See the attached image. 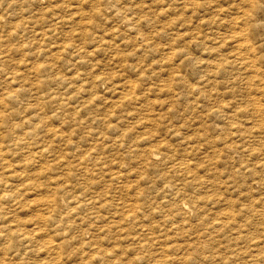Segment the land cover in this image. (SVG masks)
<instances>
[{"label": "rangeland", "instance_id": "374dc122", "mask_svg": "<svg viewBox=\"0 0 264 264\" xmlns=\"http://www.w3.org/2000/svg\"><path fill=\"white\" fill-rule=\"evenodd\" d=\"M21 1H22V4H21ZM21 1L19 2L18 0H14V1L11 0V2H10V0H4V1L0 0V13L3 14L2 16H0V20H1L0 21V27L2 28V29L0 28V44L3 43L0 45V47L3 48V46H4L3 49L0 48L1 49L0 50V58L3 57V59H0V83L2 82V84L4 83V85L7 83L5 86L0 84V92H3V93H0V100L3 99L1 104H0V106H1L0 107V114H2L0 119L4 115L6 116L8 113H5V112H8V110L12 107L11 111L9 110L11 113L7 115L8 118L4 117L7 119V120L5 119L6 122L4 123V125L1 123V122H3L2 121L3 119L0 120V124H1L0 125V142H2V143H0V145H1L0 148L3 150V148L5 147L4 148L5 151L4 150L2 151L0 149V158H3V159H0L1 160L0 166L2 164L1 167L3 168V170H2L0 167V172L2 171V173H3V174L0 173L3 175V177H2V175L0 176V180L6 179L4 182L2 180L0 181V185H2V186H0V188L3 187L0 189V190H2V193H3L1 195V191H0V196L2 197V200L0 197V206H1V204L2 205L5 204V208H4V205L0 207L1 210L3 209L2 211L0 210V223H1L0 227H2L0 229L1 230L0 231V238H1L0 240L1 241L3 240L2 242L0 241L1 242V244H0V247H1L0 248V250H1L0 256L2 255L0 257V260H1L0 264H2V263L3 264H9V263L13 264L14 262H16L18 260L19 261L16 262L15 264H20L21 263L20 260L21 261L24 260V261H22V264H28L27 263L28 260H30L29 264H52V262H53V264H55L54 262H56V264H62V263L63 264H78V263L79 264H82V263L83 264H85V263L86 264H103L105 261H107V262H105L104 264H108V263L109 264H117V263L120 264L121 262H122V264H124V262L128 263L130 261H131L130 264H142V263L143 264L144 263L155 264L156 263L155 259L160 258L162 256H165V258L170 257V259H171L170 264H176V261L178 264H180V261H183V260H184V262H183L184 264H198V263L199 264H214V263L215 264H218V263L219 264H239V262H240V264H241V262H242V264L244 262H245L244 264H247V262H248V264H264V246H263L264 245V183H263L264 182V180H263L264 179L263 178L264 177V160H263V158H264V151H263L264 150V139H263L264 138V136H263L264 135V129H263L264 128V111H262V110H264V98H263L264 97V95H263V93H264V84H263L264 83V39H262V38H264V23H263L264 22V6L262 7V5H264V0H261V1L260 0L259 1L258 0H256V1H254V0H245V1H243V0H232V1L231 0H211V1L205 0V2H204V0H199V1L198 0H191V1H189V0H181V1L180 0H155V1L154 0H120V1L119 0H97V1L94 0L93 1L92 0L93 3L91 2V0H88V1L87 0H85V1L84 0L83 1L82 0H39L40 1L39 3H37L38 0H34L35 2L33 0H28V1L27 0H21ZM29 1L30 2L32 1V2L30 3ZM118 1L121 4H118L119 3ZM123 1L125 2V4ZM143 1L144 2L146 1L147 4H143L144 3ZM149 1H151L152 4H150L151 2H149ZM214 1H216V3ZM234 1L235 2L237 1V3H235ZM7 2L10 4V7H9V4L7 5ZM14 2L17 4H14ZM76 2H77V4H76ZM116 2H118L117 3L118 6H117V4H115ZM140 2H142L143 5ZM242 2H244V5ZM261 2H263V3H261ZM46 3H48V4H46ZM137 3H140L141 7L143 6V8L139 7L140 5ZM148 3L151 6L152 5H154V6L151 7ZM161 3H162V5H161ZM195 3H197L198 5L197 4L195 5ZM205 3H206V5L204 6ZM251 3L253 4V7H252ZM11 4H12V6H11ZM45 4L48 6V8L50 7V5H52V7H50L52 9H50V8L49 9L51 10V12L53 14L50 12L49 9L46 8ZM69 4L70 5L74 4L75 8H72L74 6L73 5L69 6ZM132 4H133V6H132ZM234 4H237V6L236 5L234 6ZM238 4H239V7H238ZM92 5H94V6H92ZM119 5H121V6H119ZM128 5H130V6H128ZM137 5H139V6L137 7ZM165 5H167V7ZM177 5H179V6H177ZM181 5H183V6H181ZM190 5H191V8H189ZM259 5H260V7H259ZM2 6H3V8H5V9L7 8V9L2 10ZM95 6H96V8H95ZM123 6H125V8ZM161 6L165 7L166 9L162 8ZM196 6H198V7H196ZM229 6H231L230 7V10H232L231 12L229 10ZM19 7H20V9H19ZM34 7L36 8V10ZM113 7H115V8H113ZM116 7H118V9ZM119 7L120 8L122 7L123 9L122 8L120 9ZM173 7L176 9H174ZM183 7H185V8H183ZM21 8H24V9H21ZM128 8H130V9H128ZM192 8H194V9H192ZM213 8H215V9H213ZM237 8L241 11H238ZM38 9H39L40 13H42V11L43 12L45 10L46 11H45V13H42L43 15L41 14V16H40V15H38V14H40ZM72 9H74L75 16H79L78 19H80V18L81 19L84 18V19H82V20L80 19L78 21V19L74 16ZM88 9H89V11H88ZM131 9H133V10H131ZM182 9H183V11H182ZM204 9H207L206 12H204L205 11ZM212 9L214 12L217 10L215 12V14L213 11H211ZM218 9H219V11H218ZM221 9H223V10H221ZM227 9L231 13L232 18L230 16V13L227 11ZM250 9L252 10V12ZM262 9H263V11H262ZM122 10H125V11H122ZM150 10H152V11H150ZM208 10H210L213 14ZM80 11H81V15H80ZM245 11L248 12V14L247 13L245 14ZM26 12H28V13H26ZM69 12H71V14ZM76 12H79V14ZM93 12H95V13H93ZM117 12H119L120 14ZM122 12H124V13H122ZM154 12H156V13H154ZM166 12H168L169 14L168 13L166 14ZM221 12H223V13L221 14ZM133 13L135 16L133 15ZM184 13L186 15L193 16L192 17L193 19L191 18V16L190 17L186 16ZM206 13L208 15H206ZM239 13H240V15H239ZM125 14L127 15V17L125 16ZM154 14L155 15L158 14V16L154 17ZM183 14L186 17H188L189 20H186L187 18ZM223 14H226V15H223ZM233 14L235 16H233ZM241 14H243V15H241ZM250 14H252V15H250ZM33 15H35L36 19L38 18L37 20H40V19L41 20L37 21ZM56 15L57 16L59 15L58 18ZM60 15H61V17H60ZM139 15H141V16H139ZM151 15H152V17H151ZM168 15H171V16H168ZM173 15H175L174 16L175 18L172 17ZM177 15H179V16H177ZM227 15H228V17H227ZM255 15H256V17H255ZM18 16L20 17L19 18L20 21H18ZM43 16H45V17H43ZM49 16H50V18H49ZM138 16H139V18H137ZM162 16H164V17L166 16V19ZM202 16L204 17L203 18L204 20L202 19ZM237 16H238V18H237ZM250 16H251V18H248ZM64 17L66 20L64 19ZM123 17H124V19H123ZM142 17L143 18L146 17V18L143 19ZM148 17H149V20H148ZM59 18H61V19H59ZM69 18H71V19H69ZM183 18L185 20H182ZM205 18L207 19V21L205 20ZM229 18L231 20L230 24H229V21H230ZM253 18H255V19H253ZM256 18H257V20H256ZM160 19H163V20H160ZM198 19L201 20V23H202L201 27H198L201 24L200 20L198 23ZM217 19H218V21H217ZM223 19H226L227 21L223 20ZM12 20H13V22H10ZM25 20H27L26 24H25ZM32 20H34V22ZM139 20H140V22H139ZM164 20H166V21H164ZM181 20H182V23H181ZM210 20L212 21V23L210 22ZM258 20H259V23H257ZM31 21L33 23H31ZM36 21H37V23H36ZM48 21L50 24L48 23ZM158 21L162 24H160ZM183 21H185V22L190 21V25H189V23L187 24ZM242 21H244L246 23L242 24ZM40 22H41V24H40L41 26L39 25ZM66 22H68V23H66ZM177 22H179V23H177ZM235 22L237 24H235ZM254 22H256V23H254ZM11 23H14V24L11 25ZM17 23H19V24H17ZM51 23H53V24H51ZM54 23H57L56 24L57 27L54 25ZM129 23H130V25H132L131 27H130ZM138 23L140 25H138ZM193 23H194V25H192ZM250 23H251V26H250ZM71 24H72V26H70ZM84 24L86 25V27H88V26L89 27L84 29L85 28ZM127 24L129 26L126 27ZM165 24H166V26H165ZM167 24H170V25H167ZM48 25H51L50 27L52 29H50ZM186 25H188V26H186ZM228 25L229 26L231 25V27L233 26L232 27L233 29L231 30L232 32L229 30L230 28L228 27ZM238 25H240V26H238ZM246 25L249 26V30H247L248 28ZM35 26H36V28H34ZM60 26H63V27H60ZM73 26H75L74 28L78 31V33H76L77 31L73 28ZM138 26H140V27H138ZM236 26H238L237 27L238 30H236L237 29V28H235ZM252 26H255V27H252ZM18 27L20 29L21 28L22 29L20 30ZM67 27L70 29L69 30L66 29ZM156 27H157V30H156ZM187 27L189 29H187ZM250 27H252V29ZM25 28L27 29V31H25L26 30ZM198 28H201V29H198ZM224 28L226 29V31ZM7 29H10V30H7ZM11 29L13 31H11ZM182 29H184V31L187 29L186 33L188 31L189 32L186 34L185 32H183ZM29 30H30V33H29L30 35L28 34ZM46 30H48V31H46ZM67 30H68V32H67ZM88 30H89V32H91V31H93V32H91L90 35H88L89 34ZM136 30H138V31H136ZM239 30L242 32V34H241V32H237ZM56 31H57V33H56ZM159 31H161V32H159ZM200 31H201V33H200ZM224 31L226 33L227 32L228 33L226 34ZM247 31H249V35H248ZM11 32L14 33L15 35L12 34ZM15 32H17V33H15ZM23 32H25L27 34H25ZM49 32H51V33H49ZM79 32L80 33L82 32L83 34L81 33V35L79 36ZM156 32L157 33L159 32V34H156ZM195 32H199V33H196L199 35H195ZM223 32H224V34H223ZM235 32H237V34ZM253 32H254V34H253ZM3 33L4 34L6 33L5 35L7 37H5V35ZM37 33H38V35H37ZM97 33L100 35L98 36ZM143 33L146 35H143ZM73 34H75V35H73ZM133 34H135V35H133ZM141 34L143 35V37L146 36V38L149 36H151V37H149L145 41V38L143 39ZM189 34H191V35H189ZM32 35L33 36L35 35L34 39L32 38L33 37ZM115 35H117V36H115ZM250 35L251 36L254 35L252 37V39L250 38L251 37ZM14 36H15V38H14ZM22 36H24V37H22ZM41 36H42V38H41ZM50 36H52V37H50ZM127 36H129L131 38H129ZM237 36H239V37H237ZM11 37H12V39H11ZM16 37H18L19 40H17L18 38L16 39ZM20 37H22V38H20ZM26 37L28 40L26 39ZM84 37H87V38L84 39ZM132 37H133V41H132ZM203 37H204V40H202ZM241 37H242V39H241ZM5 38L6 39L9 38L7 40V42H9V41L10 42L5 44V41H6ZM127 38H128V40H127ZM219 38H221V39H219ZM223 38H225V39L223 40ZM39 39H40V42H39ZM136 39H137V41H136ZM194 39H195V41H194ZM2 40H5V41H2ZM29 40H31V41H29ZM34 40H35V42H34ZM109 40H110V42H109ZM112 40H114V41H112ZM187 40H188V42L190 40H192V41H190L188 43ZM199 40H200V42H199ZM225 40H226V42H225ZM18 41H19V45H18ZM25 41H27V42H25ZM36 41H38V42H36ZM100 41H102L101 45H103V46L105 45L106 47H103V46L101 47ZM144 41L147 43H145ZM201 41L204 42V44ZM53 42H54V44H53ZM142 42H144V43H142ZM197 42H199L201 44H197ZM242 42L244 44H247V45L242 44ZM11 43L13 46L10 45ZM29 43H30V45H29ZM65 43L66 44L68 43V44L66 45ZM185 43H187V44L185 45ZM25 44H28L29 46H25ZM33 44L34 45L38 44L36 46H39L38 47L39 50ZM73 44H75V45H73ZM84 44L86 46H84ZM111 44H112V46H111ZM157 44H159V45H157ZM172 44H174V46ZM228 44H229V46H228ZM232 44H233V46H232ZM114 45L117 46L115 48L117 52L114 51L115 50L114 48L112 51L111 47H114ZM136 45L138 48L136 47ZM141 45H143V46H141ZM153 45L155 47H153ZM230 45L232 46V48ZM6 46H10V49H9V47L7 48ZM14 46L16 47L15 49H14ZM20 46H23V47H20ZM50 46H51V48H50ZM79 46H80V49L77 48ZM98 46H99V50H98ZM251 46H252V48H250ZM34 47H36L37 50L34 49ZM52 47H54V49H57L58 51L54 50ZM46 48L49 50L47 51ZM64 48H65V50H64ZM73 48L75 49V51H77V52L79 51V55H77V52L75 53ZM109 48H111V49H109ZM131 48H132V50H131ZM135 48H137V49H135ZM145 48H147V49H145ZM174 48L177 50H175ZM6 49H8V50H6ZM71 49H73V50L71 51ZM138 49H140V50L142 49V50L140 51ZM157 49L161 52H159ZM241 49L245 50V51H242ZM82 50L85 52L82 53L81 52ZM118 50L120 51V53L118 52ZM128 50L130 52L132 51L133 56H132V53H130ZM149 50L150 51L153 50L155 53L153 51L150 52ZM190 50H192L193 53ZM239 50H240V52H239ZM30 51H32V52H30ZM41 51H42V53H40ZM50 51H52L53 53ZM3 52H5V53L1 54ZM29 52H30V54H28ZM57 52H58V54H57ZM73 52H74V54H73ZM156 52H157V54H156ZM231 52H232V54H231ZM235 52H239V54H235ZM245 52H247V53L245 54ZM16 53H17V55H16ZM23 53H24V55H23ZM49 53H51V54H49ZM114 53L115 54L118 53L121 56L116 54L117 55V57H116V55ZM163 53H164V55H163ZM174 54H175V56H174ZM33 55H35V56H33ZM48 55L49 56L53 55V57L50 56L51 60H50V57ZM124 55H125V57H124ZM142 55H145L144 58ZM234 55H235V57H234ZM250 55H252V56L250 57ZM4 56H5V58H4ZM28 56L30 59L28 58ZM32 56H33V58H32ZM129 56H131V57H129ZM139 56L141 58H139ZM242 56L244 57L243 59L245 61L242 59ZM246 56H248V57H246ZM25 57H27V59ZM45 57H47V58H45ZM133 57L135 58L134 59L135 61L133 60ZM166 57H168V58H166ZM254 57L255 58L257 57L259 60L258 59L256 60ZM6 58L9 60L7 61ZM43 58H45L46 60ZM52 58L54 60H52ZM198 58H200V61L198 60ZM236 58H238V59H236ZM245 58L248 59V62L250 60V63L252 64L251 66H250V63H248ZM13 59H15V60H13ZM20 59L21 60L24 59L23 60L24 63L19 62ZM119 59H122L121 62ZM123 59H124V63H122ZM136 59L138 61H136ZM140 59H141V61H139ZM142 59H143V62H142ZM195 59L198 60L199 63L197 61H195ZM235 59H236V61H235ZM30 60L31 61L35 60V61L30 62ZM44 60H45V62H43ZM117 60H118L119 64H118ZM159 60H161V61H159ZM165 60H167V61H165ZM251 60H253V61H251ZM169 61H172V62H169ZM192 61H193V63H192ZM46 62L47 63L49 62L50 65L47 64ZM131 62H133V63L136 62V63L133 64ZM138 62H139V64H138ZM141 62H142V64H141ZM120 63H121V66H120ZM160 63L162 64L161 65L162 67L160 66ZM166 63H170L171 65L168 66L169 64L167 65ZM234 63H236L237 67L235 66ZM255 63H257L256 64L257 69L255 66ZM125 64H127V65H125ZM154 64H155V66H154ZM2 65H3L4 69H2ZM130 65H132V66H130ZM172 65L174 67H172ZM31 66H34V68L32 67V69H31ZM133 66H134V69L132 68ZM164 66H165V68H164ZM248 66L250 69L248 68ZM35 67H36V69H35ZM38 67H42V69L41 68L39 69ZM168 67L170 69L173 68L175 71L174 70L169 71V69H166ZM244 67L246 70L248 69L247 70L248 72L245 71V69H243ZM258 67H259V70H258ZM37 68L39 69L40 74H39V72H37L38 71ZM238 68L241 70H238ZM126 69L128 70V72ZM130 69H132V70H130ZM141 69H143V71ZM144 69H145V71H144ZM164 69H165V71H164ZM31 70H33V73ZM111 70L114 72V74L116 76L111 72ZM166 70H168V71H166ZM176 70H178V71L176 72ZM249 70H253L255 73L253 71H249ZM14 71H15V73L16 72L17 73L15 74ZM19 71H21V72H19ZM116 71L118 72L117 74H116ZM123 71H125V74L127 77L123 74L124 73ZM139 71H141V72H139ZM157 71L161 75V78H160L159 74H156V73H158ZM130 72H132V73H130ZM179 72H181V73H179ZM205 72H206V74H205ZM8 73H10V74H8ZM29 73L33 74V75H29ZM36 73L39 75V77ZM78 73H79V75H78ZM169 73H171V74L169 75ZM173 73H175V74H173ZM197 73L199 75H196ZM238 73H239V75H238ZM244 73H246L245 75L249 78H247L245 75H243ZM249 73L253 77H251L249 75ZM133 74H134V77H133ZM137 74H139V75H137ZM240 74L242 75V80H241V78L238 79V77H241ZM212 75H214V76H212ZM236 75H238V76H236ZM32 76L35 79L34 78L30 79ZM54 76H55V78H53ZM110 76H112L111 79H110ZM121 76H123V77L125 76V77L123 78ZM136 76H137V79H136ZM138 76H140V77H138ZM155 76H157L159 78L157 79V77H155ZM186 76H187V78H186ZM200 76H201V78H200ZM207 76H208V78H207ZM36 77H38V78H36ZM118 77H119L120 81L118 80ZM166 77H168V78H166ZM14 78H16V79H14ZM112 78L115 81H113ZM134 78H135V80H133ZM197 78L199 81L197 80ZM214 78L216 79V82H215ZM257 78H259V79H257ZM1 79H3L6 82H4ZM12 79H14V80H12ZM55 79H57V80L54 81ZM121 79H122V81H121ZM160 79H161V81H160ZM165 79L166 80L168 79L167 82ZM184 79L188 84L185 83ZM188 79H189V81H188ZM213 79H214V82H212ZM260 79H261V81L262 80L263 81L261 82ZM23 80H25V81H23ZM77 80H79V81H77ZM111 80L113 83L111 82ZM129 80H130V82H129ZM171 80H172V83H171ZM8 81L9 82L11 81L10 82L11 85ZM22 81H23L24 85H23ZM32 81H33V83H32ZM94 81H95V83H94ZM116 81L118 83L114 84V82H116ZM133 81H136V82L138 81V83H136V82L134 83ZM150 81H152V82H150ZM197 81H198V83H197ZM34 82H36V84ZM42 82H44V83H42ZM87 82H89L88 83L89 85H86ZM92 82L94 84H91ZM242 82H243V84H242ZM258 82H261V83L258 84ZM82 83L85 84V87H84V84H82ZM196 83L198 84L197 87L199 89H201L200 87H202V90L199 91V89L196 87ZM255 83H257V85ZM40 84L41 85L43 84L44 86L43 85L41 86ZM124 84H126L127 88L125 87ZM133 84L136 85V87ZM170 84H172L173 86L172 85L170 86ZM176 84H178V86ZM201 84L204 86H202ZM249 84H250V86H249ZM20 85H22V86H20ZM27 85H30V86H27ZM110 85L113 87L114 90L113 89L111 90L112 87L110 88ZM115 85H116L117 91L115 89ZM147 85H148V87H147ZM159 85H160V88L158 87ZM161 85H163L164 87ZM168 85H169L170 89L167 88ZM2 86L4 88H1ZM24 86H26V87H24ZM89 86H91V88ZM256 86H258L260 88H258ZM6 87H7V89H6ZM12 87L14 88V90H12L13 89ZM18 87L24 88L26 90H23L21 88L19 89ZM141 87H143L142 88L143 90L141 89ZM157 87L160 90L159 89L156 90ZM208 87H210L211 91L209 89L208 90L205 89ZM10 88H11L10 91H12V93L8 92ZM42 88H44L43 91H42ZM47 88H49V89H47ZM120 88H121L122 92L124 91V93H126V95H125L126 97H120L119 98L117 96L119 94L118 90H120ZM132 88H133V90H132ZM214 88L216 89L215 91H214ZM255 88H256V90L258 88V90L256 91ZM2 89L7 90V92H5ZM31 89H32V91H31ZM34 89H35V91H33ZM38 89L40 92L38 91ZM80 89H82V91L84 93L82 91H80ZM86 89H89V90L91 89V90L89 91ZM190 89H192V91ZM16 90L19 92L16 93L17 92ZM27 90L29 91L28 94H27ZM50 90H51V92H50ZM94 90H95V92H93ZM108 91H109V93H108ZM113 91H115V92H113ZM131 91L133 94L131 93ZM146 91L147 92L150 91L149 94ZM174 91H175V93H174ZM13 92L16 94L13 95ZM22 92L24 95L23 97L21 94ZM81 92L83 93V95ZM199 92H200V94H197ZM201 92L203 94H201ZM254 92H256V93H254ZM9 93L11 94V97L9 96V98H8V97H6L7 96L6 94L10 95ZM43 93H45V94H43ZM127 93H128V95H127ZM167 93L168 94L171 93V95L169 96ZM207 93H210L209 95L210 96L212 95V96L209 97V95ZM2 94L5 96H2ZM50 94H51V96H50ZM98 94L99 95L101 94L102 97L101 96L98 97L97 96ZM31 95H33V96H31ZM55 95H56V97H55ZM89 95H91V96L89 97ZM105 95H106V98H104ZM129 95H130V97H129ZM173 95H175V96H173ZM17 96H19L20 98H18ZM27 96H29V97L27 98ZM34 96H36V97H34ZM76 96H78L79 100L77 99ZM92 96H93V98L91 100ZM94 96H95V98H94ZM196 96H198V97L196 98ZM249 96L253 100L251 98H249ZM30 97H32V98H30ZM42 97L44 98L45 101L43 100ZM47 97H49V98H47ZM115 97L118 100V101H116V103H115V100H116ZM146 97H148V98L146 99ZM193 97H194V99H193ZM75 98H76V100H75ZM101 98H104L105 101H104V99L102 100ZM107 98H109V99H107ZM257 98L259 100L260 99L261 100L259 101ZM8 99L9 100L12 99V103ZM13 99H15V100H13ZM18 99H21V100H18ZM22 99H24V101ZM52 99L53 100L57 99L55 101L56 104H55V102H52L53 101ZM65 99L67 100V103H66ZM84 99H86V100H84ZM119 99L120 100L122 99L121 100L122 102L119 101ZM5 100L6 101L8 100L7 103H5ZM34 100H36V101H34ZM110 100H111V102H110ZM145 100H146V104L144 102ZM147 100H148V102H147ZM222 100H223V103H222ZM49 101H51L50 102L51 104L49 103ZM251 101L252 102L254 101V102L252 103ZM257 101H259V102H257ZM8 102H10V103H8ZM24 102H25V104H24ZM82 102H83V104H82ZM86 102H88V103H86ZM30 103L33 106H31ZM48 103L50 104V106ZM250 103L252 105H249ZM6 104H7V106H6ZM11 104L16 105L17 108H16V106H14V107H13V105L11 106ZM45 104H46V106H45ZM68 104H69V106H68ZM94 104H96V106ZM227 104H228V106H227ZM52 105H54V106H52ZM97 105H99V106L97 107ZM219 105H221V106H219ZM3 106H5V107L3 108ZM37 106L39 107L38 109H40V110H37ZM109 106H111V107L109 108ZM142 106H143V108H142ZM205 106H207V107H205ZM215 106H216V108H215ZM31 107H33V108H31ZM61 107H62V109H60ZM94 107L95 108L97 107V109H95ZM132 107H134V108H132ZM211 107H214V108H211ZM209 108H210V110H209ZM17 109H18V111L16 112ZM27 109H28V111H27ZM52 109H54V111ZM65 109L70 113H68ZM76 109H77V111H76ZM12 110H14L15 113ZM29 110H30V112H29ZM55 110H56V112H55ZM59 110H61L62 113ZM211 110H213V111H211ZM25 111L27 113H30V114H27V116H26ZM93 111L95 113H93ZM100 111L104 112V114H102ZM105 111H106V113H105ZM126 111H127V113H126ZM259 111L262 113H260ZM2 112H4V113H2ZM18 112H19V115H18ZM21 112H24V113H21ZM252 112H254L255 114H253ZM12 113H13V115H12ZM20 113H21V115H20ZM33 113L36 114L39 118H40V116L42 118L38 119V117L36 115L33 116L34 115ZM59 113H60V115H59ZM256 113H258V114H256ZM93 114L95 117L93 116ZM106 114H107V116H106ZM252 114H253V116H251ZM15 115H16L17 119L14 117ZM87 115H88V117H87ZM101 115L104 118L105 117L106 118L104 119ZM144 115H145V117H144ZM22 116L24 117V120H26L27 122L23 120ZM31 116H33V117H31ZM113 116H115V117L113 118ZM118 116H119V118H118ZM21 117L23 120V124L25 126L22 124ZM76 117L78 118L77 120H75ZM84 117H85V119H84ZM107 118L111 119V121L108 120ZM9 119H11L12 121H10ZM43 119H45V120L47 119V121L45 122L46 125L44 124L45 120H43ZM59 119H60V121H59ZM63 119L64 120L66 119L68 122H66V120L64 121ZM78 120H79V122H78ZM85 120H87V121H85ZM104 120H106V121L108 120V121L104 122ZM227 120L229 121L228 122L229 124L227 123ZM251 120L254 122H252ZM71 121H73L74 123ZM82 121H84V122H82ZM231 121H233V122L230 123ZM260 121L263 125L260 124L261 126L259 127ZM14 122H16V123L14 124ZM62 122H65V124L67 123L68 125L67 124L64 125V123H62ZM256 122H258V124ZM7 123H8V125L10 124L11 127L8 126ZM20 123H21V125H20ZM49 123H51V124H49ZM71 123H73V125ZM79 123L83 124V126H86V127L79 125ZM16 124H18V126ZM31 124H33V126ZM62 124L64 127L62 126ZM76 124H78V125H76ZM100 124H102L101 126L103 128L100 126ZM52 125H53V127H52ZM144 125H146V128ZM254 126H255V128H254ZM3 127H4V129H3ZM33 127H34V129H33ZM35 127L38 128V130H36ZM104 127L107 129H105ZM243 127H245V128H243ZM11 128H12V130H11ZM22 128L25 131L26 130L27 131L30 130V131L29 132L26 131L27 132V134H26V132ZM249 128H251V129H249ZM256 128H257V130H256ZM20 129H22V130H20ZM45 129H47V130H45ZM50 129L53 132L55 131L54 134L57 132L58 133L54 135V134H52L53 132H50L51 131ZM69 130H71V132H68ZM114 130H116V131H114ZM10 131H12L13 133ZM22 131H24V133ZM36 131L38 132V134L39 133L40 134H42V133L46 134L48 132V135L47 134L44 136L38 135ZM63 131L65 134H63ZM72 131H74V132H72ZM232 131H234V132H232ZM18 132H20V133L22 132L21 135H20V133L18 134ZM60 133H62V134H60ZM72 133H74L73 136H72ZM9 134H10V136H9ZM24 134L27 136H25ZM31 134L34 137L31 136ZM68 134H69V136H68ZM230 134H232V135H230ZM7 135H8V137H7ZM22 135H24L23 138L21 137ZM60 135H62V137L63 136H65V137L62 138ZM70 135H71V137H70ZM41 136L45 137V140ZM46 136L48 137V140L46 139ZM49 136H51L50 140L52 142L49 140ZM54 136H55V138H53ZM56 136L58 137V139ZM191 136H193V137H191ZM198 136H199V138H198ZM4 137H6V138H4ZM188 137H189V139H188ZM230 137H231V139H230L231 141L229 140ZM18 138H19V140H18ZM35 138H38L37 142H36ZM64 138L67 140H65ZM7 139L8 140L11 139V141H12V139L14 140V142L13 141L11 142V145L13 144L12 145L13 147L10 145L8 146V144H10V140L8 141ZM25 139L28 140L27 143H32V144H27ZM39 139H41L42 143L44 142L43 144H45V145H43L42 143L40 144L41 140H39ZM192 139H193V141H192ZM197 139H198V141H197ZM250 139H251V141H249ZM20 140H22V141L24 140L25 142H23V143H25V144L20 143L19 142ZM64 140H65V142L66 141H68V142L65 143ZM111 140L112 141L114 140V141L112 142ZM185 140H187V141H185ZM224 141H226V143ZM232 141L234 143H232ZM15 142H18V144H20V149H18L19 145L16 144ZM34 142H36V143H34ZM38 142H39V144H38ZM196 142H198V143H196ZM6 143H7V145H6ZM33 143L36 145H33ZM58 143L60 146L57 145ZM5 145L7 147H9L10 149L6 148ZM46 145H48V147H46ZM36 146H40V147L36 148ZM44 146L47 149L52 147L55 149V151L52 148H50L51 150L49 149V151H47V149ZM58 146H59V148H58ZM235 146H236L237 150L235 149ZM23 147H26V149H27L26 153L28 152L27 153L28 156L26 155L25 148H23ZM28 147H29V149H28ZM254 147H256V148H254ZM30 148L33 150V153H32V151H31V153H29ZM33 148L35 150H37V153L34 152ZM40 148L41 149L43 148V150H41ZM6 149L9 151V154L6 152L7 151ZM16 149H18L19 152L18 151L17 152H11V151H16ZM157 149L160 150V153ZM250 150H252L251 153L253 156L251 155V153H249ZM258 150H262L263 152L258 151ZM52 151H54L53 154H50V153H52ZM21 152H22V154H21ZM48 152H50V153H48ZM259 152H261L262 154L261 153L259 154ZM14 153L17 156L14 155ZM19 153H20V155H19ZM212 153L213 154L215 153L217 156L213 155ZM9 155H13V156H15V158L13 156L11 157ZM37 155H38L39 159L37 158ZM39 155L41 157L43 156L42 158H44V159H42ZM225 155L229 156L230 158L225 156ZM52 157H54V158H52ZM12 158L15 160H13ZM34 158L35 159L37 158V160L35 161ZM45 158H46V160H45ZM47 158H48V160H47ZM55 158H57V159H55ZM9 160L10 161L12 160V161L10 162ZM256 160L257 161L261 160V161L260 162L259 161L254 162ZM32 161H34V162H32ZM242 162H245V165ZM31 163H34L35 165H33V164L31 165ZM42 163H45V164H42ZM189 163H190V165H189ZM204 163H205V165H204ZM4 164L6 165V167L7 166L9 167V165L10 166L13 165L14 169L12 167H9V170H10L9 171L8 167L6 168L5 166H3ZM253 164H254V168H253ZM45 165H47V166H45ZM196 165L198 168L196 167ZM16 166H18V167H16ZM39 166H41V167H39ZM199 166H200V168H199ZM202 166H203V168H202ZM4 167H5V169H4ZM23 167H25V168H23ZM36 167H37V170H36ZM247 167H250V169H246ZM196 168L199 170L198 172H197ZM20 169L22 171L24 169V171L21 172ZM31 169L33 171H30ZM38 169H45V170L47 169V170L46 171L42 170L43 171L42 172ZM151 169L152 170L154 169V170L151 171ZM203 169H205V170H203ZM12 170L14 172L16 170L17 171L14 174H12L13 173ZM155 170L157 172H154ZM18 171H19V173H18L19 177H17V175H15V174H17ZM251 171H252V173H251ZM255 171H256V173H255ZM20 172H21V174H20ZM33 172H35V174ZM41 172H42V174H41ZM241 173H242V175H240ZM11 174L14 176H12ZM193 174H195V175H193ZM228 174H230V176ZM233 174H235V175H233ZM248 174H250L251 177H250V175H249V177H247ZM162 175L164 178L162 177ZM203 175H205V176L203 177ZM207 175H209V176H207ZM232 175H233V177H232ZM262 175H263V177H262ZM24 176H25V178H24ZM216 176H217V178H216L217 181H214ZM10 177L12 180H10ZM199 177H200V179H199ZM238 177H240V178L238 179ZM15 178H17V179H15ZM18 178H20V179L23 178L21 180V182H23V183H20V181H19L20 179L18 180ZM29 178L31 180H29ZM153 178H154V180H153ZM251 178H252V181H249V180H251ZM157 179H159L161 183ZM240 179H241V181L243 180L244 182L243 181L240 182L239 181ZM26 180H27V182H25ZM199 180H200V183H198ZM234 180H235L236 184L238 182V185H236V184L234 185ZM230 181L233 183H230ZM219 182H221L222 184L220 183L221 184L220 185ZM246 182H247V185H246ZM249 182H251V183H249ZM2 183L6 184V186ZM28 183H30L31 185H29ZM248 183L251 185L248 186ZM23 184H25V185H23ZM150 184H152V185H150ZM230 184H233V185H230ZM239 184L242 186H240ZM8 185H10V186H8ZM14 185H16L17 187L16 186L14 187ZM20 185L21 186L23 185L25 187L20 188ZM7 186L9 187V190L5 189ZM245 186H246V189H244ZM10 187H11V189H10ZM239 187H240V189H239ZM13 189H15V190L13 191ZM20 189H22V190H20ZM155 190H157V191L155 192ZM10 191L13 195L11 193L9 195ZM20 191H22V192L20 193ZM23 191H24V193H23ZM142 197H144V198H142ZM31 199L33 201H36L37 204L32 202ZM3 200H5V202ZM40 200H41V202H39ZM51 201H53V202L51 203ZM183 201L186 204L183 203ZM2 202H4V203H2ZM9 202H10V204H9ZM12 202L13 203L15 202V204L11 205V204H13ZM19 202H21V203L19 204ZM46 202L49 203L48 205H50V206L52 205L51 206L52 208L48 207ZM73 202H75V203H73ZM6 204L8 205L7 207H6ZM16 204H17V206H16ZM18 204L19 205L24 204V206H19ZM33 204L35 205V207ZM77 204L79 205L78 207L76 206ZM188 204H190V205L188 206ZM73 205H75V206H73ZM87 205H88V207H87ZM31 207H34L33 210ZM75 207H77V208H75ZM130 208H132V209H130ZM190 208H192V209H190ZM4 209L6 211H4ZM7 209H10V210H7ZM18 209H20L21 211ZM225 209H227V210L225 212H223ZM13 210H15V211H13ZM37 210L38 211L40 210V211L38 212ZM71 210H72V212H71ZM127 210H129V211H127ZM10 211H12L13 213ZM3 212H4V214H3ZM5 212H6V214H5ZM44 212H45V215H44ZM221 212H223V213L221 214ZM256 212H257V215H256ZM14 213L15 214L17 213L16 216ZM230 213H231V216H230ZM253 213H255V214H253ZM258 213L263 214L262 217ZM39 214L43 215L44 217L42 216L43 217L42 218L41 215H39ZM215 214H217V216ZM219 214L221 215V217L219 216ZM1 215H2V217H1ZM9 215H10V217H8ZM34 215H36V216H34ZM228 216H229V218H228ZM232 216L234 218L236 217L235 218L236 221L234 220V218ZM17 217L21 218L23 222L21 221V219H19V221L16 222V220H18ZM35 217H37V218H35ZM11 218H13V220ZM109 218H110V220H109ZM205 218H206V220H205ZM227 218H228V221H227ZM231 218L234 221H231ZM41 220L42 221L45 220L44 223ZM8 221H10V222H8ZM12 221H14L15 223ZM32 221H33V223H32ZM3 222H5V223H3ZM36 222H39V223H36ZM217 222L219 223V225ZM34 223L36 225H34ZM223 223L226 224V226ZM3 224H6V225H3ZM39 224H40V226H39ZM100 224H101V226H100ZM170 224L174 225L175 228L170 229L169 228V226H171ZM215 224H217V225H215ZM12 225H13V227H12ZM22 225H24L23 227H25V228H23ZM16 226H18V227H16ZM150 226H151V228H150ZM192 226H194V227H192ZM15 227H16V229H15ZM36 227H38V228H36ZM211 227H213V228H211ZM12 228H14L15 231L18 228L19 231L18 230L17 231L21 234L17 233V231H16V233L13 232ZM203 228H205V229H203ZM10 229H11V231H10ZM24 229L26 232L28 229H29V231L25 234V232L22 231ZM177 229H178V231H177ZM212 229H214V230H212ZM34 230H35V234H33ZM126 230H127V232H126ZM4 231H6V232H4ZM211 231H212V233H211ZM92 232H94V233H92ZM150 232H152V233H150ZM13 233H14V236H13ZM143 233H145V234H143ZM147 233H148V235H147ZM213 233H214V235H213ZM18 234L20 235V237ZM36 234H37V236H36ZM2 235H4V237ZM73 235L75 236V238L73 237ZM165 235H166V237H165ZM203 235H204V237H202ZM205 235H208V236H205ZM11 236H13V238L15 237L14 241H13V238ZM16 236H18L19 242L17 241L18 238ZM34 236L37 237V239H35ZM99 236H100V239L98 238ZM139 236L142 238H140ZM27 237H28V239L30 238L31 240H28ZM46 237H47V240H46ZM50 237H52L53 239H51ZM76 237H78V238H76ZM124 237H125V239H124ZM7 238H9V239H7ZM23 238L25 240L26 239L27 240L22 241ZM92 238H93V240H91ZM96 238H98L99 242L96 241L97 240ZM146 238L148 240H146ZM172 238L173 239L175 238L178 241L177 240L174 241ZM204 238H206V240H204ZM101 239H102V241H101ZM134 239H136V240H134ZM137 239H138V241H137ZM142 239H143V241H142ZM212 239H213V243L211 242ZM15 240L19 243V246H17L18 243H16ZM117 240H119V241H117ZM209 240H211V241H209ZM8 241L9 242L11 241L12 243H9ZM36 241H40V242H38V244H37ZM85 241H87V243ZM215 241L219 242V243L217 242V244L219 246L215 243ZM13 242L15 243V245ZM44 242L45 243L48 242V243L45 244ZM57 242H59V244ZM63 242H65V244ZM133 242H135L136 245H138L137 246L138 248H136V245L134 246L135 243H133ZM169 242L170 243L175 242L174 245L176 246L177 249L172 248V249H168V250L164 251V248H165L164 246L166 245V243L170 244ZM196 242H199V243H196ZM200 242H202V243H200ZM221 242L223 245L221 244ZM2 243L4 244V247L2 246L3 245ZM6 243L8 245H5ZM20 243H24V245L20 244ZM56 243H57V246H56ZM100 243H102V246ZM140 243H142V244H140ZM152 243H153V245H152ZM28 244H29V248H28ZM79 244L80 245L83 244V245L80 246ZM90 244L93 247L90 246ZM96 244H98L100 246H98ZM201 244H204V245L201 246ZM20 245H22V246L27 245L26 248H28V249H26V248L22 249V247ZM42 245H43V247H42ZM132 245L134 246V250H132L133 249ZM206 245H209V247L207 246L208 248H206ZM212 245H214L213 248H210V247H212ZM5 246L10 247V248H7V251H6ZM89 246H90V248H88ZM129 246H131V247H129ZM215 246H217V247H215ZM224 246H225V248H224ZM19 247L23 251L20 250ZM31 247L33 248V250ZM49 247H50V249H49ZM60 247H62V251H61ZM81 247L83 250H81ZM104 247H105V250H104ZM120 247L123 251H121ZM123 247L126 249H124ZM200 247L202 250H199ZM3 248H4V251H3ZM39 248H42V249L40 251H38ZM87 248H88V251H86ZM92 248L94 251L92 250ZM156 248H158L159 250ZM10 249H13V250L11 251ZM17 249L19 250V253H17L18 252ZM30 249H31V251H30ZM45 249H47V251ZM73 249H75V250H73ZM89 249H91V250H89ZM181 249H182V251H181ZM186 249L187 250L189 249V251L187 252ZM196 249H198V250H196ZM203 249H205L204 252H203ZM25 250L27 252H24ZM28 250L30 252H28ZM34 250H35V252H33ZM70 250H71V252H70ZM178 250H180V251H178ZM184 250H185V253H183ZM246 250H247V252L245 254ZM261 250H262V252H261ZM9 251H11L10 252L11 254L9 253ZM13 251L14 252L16 251V252L14 253ZM55 251H57V252H55ZM68 251L70 253H68ZM82 251H84V252H82ZM111 251L112 252L115 251V252H113L114 254ZM134 251H135V253H134ZM157 251H158V253H157ZM215 251H218L219 253L217 252L218 253L217 254V253H215ZM7 252H8L9 256H7ZM23 252H24V255H23ZM47 252L48 253L51 252V253L48 254ZM75 252H76V254L77 253L78 254L75 255ZM90 252H91V254H90ZM101 252H103V253H101ZM256 252H261L263 256L262 255L260 256V254L257 255ZM28 253H31V254H28ZM58 253H59V255H58ZM115 253H116V255H115ZM153 253H155V254H153ZM202 253H204V254H202ZM209 253L215 254V256L213 255V257H212ZM220 253L222 254V256H220ZM235 253H236V255H235ZM14 254L16 257L19 256L20 258L19 257L16 258L15 256L10 257V255L12 256ZM16 254H18V255H16ZM52 254L54 255L55 258L57 257L58 259L52 258L53 257ZM100 254L102 257L99 256ZM140 254H142V255H140ZM158 254H159V256H157ZM165 254L168 257H166ZM190 254H192L194 256H192ZM45 255H47V256H45ZM170 255L171 256L181 255L183 258L180 257L181 259L180 258L176 259V257L173 258ZM23 256L24 257L27 256L28 258L27 257L24 258ZM58 256L62 257L63 259L59 258ZM89 256H91V258ZM95 256H96V258H95ZM104 256L105 257L107 256V257L105 258ZM126 256H128V257H126ZM65 257H66V259L68 258L67 259L68 263H67ZM88 257H89V259H88ZM98 257H100V258H98ZM141 257H143L142 260L140 259ZM145 257H148V258H146V260H145ZM193 257H194L195 261H194ZM222 257L224 259H222ZM3 258L4 259L7 258L6 261ZM8 258H9V260H8ZM22 258H24V259H22ZM92 258L95 259L96 262H94V260H92ZM131 258H133V260H131ZM152 258L154 261L152 260ZM12 259H14V261ZM25 259L27 260V262ZM61 259H62V261H61ZM100 259H102L103 261L105 260V261L103 262ZM117 259H120L121 262H120V260L118 261ZM143 259L145 260V262ZM197 259H199V260H197ZM229 259L231 260V262H229L230 261ZM64 260H65V262H63ZM73 260H75V261H73ZM81 260H82V262L80 263L79 261H81ZM98 260L100 263L98 262ZM147 260L150 263H148ZM9 261H11V262H9ZM60 261L62 263H60ZM70 261H72L73 263ZM234 261H235V263H234ZM127 263H125V264H127Z\"/></svg>", "mask_w": 264, "mask_h": 264}, {"label": "bare ground", "instance_id": "6f19581e", "mask_svg": "<svg viewBox=\"0 0 264 264\" xmlns=\"http://www.w3.org/2000/svg\"><path fill=\"white\" fill-rule=\"evenodd\" d=\"M3 1H4V0H3ZM13 1H14V0H13ZM18 1L20 2L21 0H18ZM27 1H28V0H27ZM33 1H34V0H33ZM82 1H83V0H82ZM84 1H85V0H84ZM87 1H88V0H87ZM93 1H94V0H93ZM96 1H97V0H96ZM119 1H120V0H119ZM119 1H118V2H119ZM154 1H155V0H154ZM180 1H181V0H180ZM189 1H191V0H189ZM198 1H199V0H198ZM198 1H197V2H198ZM208 1H209V0H208ZM208 1H207V2H208ZM210 1H211V0H210ZM231 1H232V0H231ZM243 1H245V0H243ZM254 1H256V0H254ZM258 1H259V0H258ZM258 1H257V2H258ZM260 1H261V0H260ZM8 2H9V1H8ZM8 2H7V5L9 4ZM10 2H11V0H10ZM29 2H30V1H29ZM31 2H32V1H31ZM31 2H30V3H31ZM34 2H35V1H34ZM39 2H40V1L38 0L37 3H39ZM91 2H92V0H91ZM118 2H116L115 4H117ZM123 2H124V1H123ZM133 2H134V1H133ZM143 2H144V1H143ZM149 2H151V1H149ZM159 2H160V1H159ZM172 2H173V1H172ZM177 2H178V1H177ZM184 2H185V1H184ZM187 2H188V1H187ZM202 2H203V1H202ZM204 2H205V0H204ZM204 2H203V3H204ZM214 2L216 3V1H214ZM218 2H219V1H218ZM234 2H235V1H234ZM238 2H239V1H238ZM24 3H25V2H24ZM37 3H36V4H37ZM92 3H93V2H92ZM140 3L142 4V2H140ZM140 3H137V4L140 5V6L137 5V7H138V6L141 7V4H140ZM157 3H158V2H157ZM167 3H168V2H167ZM188 3H189V2H188ZM191 3H192V2H191ZM221 3H222V2H221ZM230 3H231V2H230ZM235 3H237V1H236ZM239 3H240V2H239ZM242 3H243V5H244V2H242ZM242 3H241V4H242ZM258 3H259V2H258ZM261 3H263V2H261ZM14 4H17V3L14 2ZM14 4H13V5H14ZM21 4H22V1H21ZM46 4H48V3H46ZM46 4H45V5H46ZM76 4H77V2H76ZM76 4H75V5H76ZM81 4H82V3H81ZM118 4H121V3L119 2ZM118 4H117V6H118ZM124 4H125V2H124ZM143 4H147V2L145 1ZM143 4H142V5H143ZM148 4H149V3H148ZM150 4H152V2H151ZM150 4H149V5H150ZM181 4H182V3H181ZM189 4H190V3H189ZM196 4H197V3H195V5H196ZM201 4H202V3H201ZM207 4H208V3H207ZM210 4H211V3H210ZM231 4H232V3H231ZM247 4H248V3H247ZM251 4H252V3H251ZM19 5H20V4H19ZM27 5H28V4H27ZM30 5H31V4H30ZM40 5H41V4H40ZM72 5L74 6V4H72ZM72 5L69 4V6H72ZM130 5H131V4H130ZM130 5H128V6H130ZM159 5H160V4H159ZM161 5H162V3H161ZM187 5H188V4H187ZM192 5H193V4H192ZM197 5H198V4H197ZM202 5H203V4H202ZM205 5H206V3L204 4V6H205ZM208 5H209V4H208ZM213 5H214V4H213ZM226 5H227V4H226ZM229 5H230V4H229ZM235 5L237 6V4H234V6H235ZM11 6H12V4H11ZM32 6H33V5H32ZM36 6H37V5H36ZM89 6H90V5H89ZM92 6H94V5H92ZM119 6H121V5H119ZM132 6H133V4H132ZM132 6H131V7H132ZM135 6H136V5H135ZM150 6H151V5H150ZM150 6H149V7H150ZM152 6H154V5H152ZM152 6H151V7H152ZM165 6L167 7V5H165ZM177 6H179V5H177ZM181 6H183V5H181ZM185 6H186V5H185ZM217 6H218V5H217ZM224 6H225V5H224ZM224 6H223V7H224ZM245 6H246V5H245ZM245 6H244V7H245ZM263 6H264V5H262V7H263ZM9 7H10V4H9ZM14 7H15V6H14ZM20 7H21V6H20ZM20 7H19V9H20ZM29 7H30V6H29ZM44 7H45V6H44ZM50 7H52V5H50ZM50 7H49V8H50ZM123 7L125 8V6H123ZM161 7H162V8H165V7H163V6H161ZM171 7H172V6H171ZM196 7H198V6H196ZM209 7H210V6H209ZM209 7H208V8H209ZM213 7H214V6H213ZM218 7H219V6H218ZM230 7H231V6H229V10H230ZM238 7H239V4H238ZM252 7H253V4H252ZM259 7H260V5H259ZM17 8H18V7H17ZM17 8H16V9H17ZM32 8H33V7H32ZM32 8H31V9H32ZM34 8H35V7H34ZM40 8H41V7H40ZM40 8H39V9H40ZM46 8L49 9L47 5H46ZM46 8H45V9H46ZM70 8H71V7H70ZM72 8H75V6L72 7ZM79 8H80V7H79ZM92 8H93V7H92ZM95 8H96V6H95ZM113 8H115V7H113ZM116 8L118 9V7H116ZM119 8H120V7H119ZM121 8H122V7H121ZM121 8H120V9H121ZM132 8H133V7H132ZM135 8H136V7H135ZM141 8H143V6H142ZM173 8H174V7H173ZM183 8H185V7H183ZM189 8H191V5H190ZM204 8H205V7H204ZM210 8H211V7H210ZM220 8H221V7H220ZM247 8H248V7H247ZM249 8H250V7H249ZM4 9H5V8H3V6H2V10H4ZM6 9H7V8H6ZM6 9H5V10H6ZM21 9H24V8H21ZM26 9H27V8H26ZM39 9H38V11H39ZM42 9H43V8H42ZM45 9H44V10H45ZM50 9H52V8H50ZM50 9H49V10H50ZM81 9H82V8H81ZM89 9H90V8H89ZM89 9H88V11H89ZM93 9H94V8H93ZM122 9H123V8H122ZM128 9H130V8H128ZM136 9H137V8H136ZM146 9H147V8H146ZM151 9H152V8H151ZM158 9H159V8H158ZM165 9H166V8H165ZM174 9H176V8H174ZM192 9H194V8H192ZM195 9H196V8H195ZM213 9H215V8H213ZM213 9H212L211 11H213ZM216 9H217V8H216ZM224 9H225V8H224ZM237 9H238V8H237ZM256 9H257V8H256ZM35 10H36V8H35ZM86 10H87V9H86ZM131 10H133V9H131ZM140 10H141V9H140ZM143 10H144V9H143ZM148 10H149V9H148ZM204 10H205V11H204ZM204 10H203V11L206 12L207 9H204ZM221 10H223V9H221ZM229 10L227 9L228 12H229ZM250 10H251V9H250ZM260 10H261V9H260ZM45 11H46V10H45ZM45 11H44V12L42 11V13H45ZM72 11H73V13H74V9H72ZM72 11H71V12H72ZM78 11H79V10H78ZM115 11H116V10H115ZM118 11H119V10H118ZM122 11H125V10H122ZM136 11H137V10H136ZM150 11H152V10H150ZM165 11H166V10H165ZM182 11H183V9H182ZM194 11H195V10H194ZM196 11H197V10H196ZM208 11H210V10H208ZM211 11H210V12H211ZM216 11H217V10H216ZM216 11H215V12H216ZM218 11H219V9H218ZM231 11H232V10H230V12H231ZM236 11H237V10H236ZM238 11H241V10L238 9ZM262 11H263V9H262ZM34 12H35V11H34ZM34 12H33V13H34ZM36 12H37V11H36ZM50 12H51V10H50ZM71 12H69V13L71 14ZM83 12H84V11H83ZM85 12H86V11H85ZM90 12H91V11H90ZM99 12H100V11H99ZM131 12H132V11H131ZM141 12H142V11H141ZM145 12H146V11H145ZM159 12H160V11H159ZM168 12H169V11H168ZM168 12H166V14H167ZM178 12H179V11H178ZM180 12H181V11H180ZM191 12H192V11H191ZM191 12H190V13H191ZM213 12H214V11H213ZM215 12H214V14H215ZM230 12H229V13H230ZM242 12H243V11H242ZM251 12H252V10H251ZM251 12H250V13H251ZM257 12H258V11H257ZM257 12H256V13H257ZM5 13H6V12H5ZM26 13H28V12H26ZM37 13H38V12H37ZM39 13H40V11H39ZM42 13H40V14H38V15L41 16ZM46 13H47V12H46ZM48 13H49V12H48ZM51 13H52V12H51ZM76 13L79 14V12H76ZM93 13H95V12H93ZM115 13H116V12H115ZM117 13H119V12H117ZM122 13H124V12H122ZM129 13H130V12H129ZM135 13H136V12H135ZM138 13H139V12H138ZM150 13H151V12H150ZM152 13H153V12H152ZM154 13H156V12H154ZM157 13H158V12H157ZM173 13H174V12H173ZM182 13H183V12H182ZM192 13H193V12H192ZM211 13H212V12H211ZM222 13H223V12H221V14H222ZM225 13H226V12H225ZM234 13H235V12H234ZM246 13L248 14V12L245 11V14H246ZM258 13H259V12H258ZM21 14H22V13H21ZM31 14H32V13H31ZM52 14H53V13H52ZM119 14H120V13H119ZM142 14H143V13H142ZM168 14H169V13H168ZM170 14H171V13H170ZM184 14H185V13H184ZM184 14H183V15H184ZM202 14H203V13H202ZM212 14H213V13H212ZM254 14H255V13H254ZM254 14H253V15H254ZM2 15H3V14L0 13V16H2ZM42 15H43V14H42ZM48 15H49V14H48ZM80 15H81V11H80ZM90 15H91V14H90ZM133 15H134V13H133ZM185 15H186V14H185ZM185 15H184V16H185ZM206 15H208V14L206 13ZM217 15H218V14H217ZM223 15H226V14H223ZM237 15H238V14H237ZM239 15H240V13H239ZM241 15H243V14H241ZM250 15H252V14H250ZM262 15H263V14H262ZM262 15H261V16H262ZM33 16L35 17V15H33ZM52 16H53V15H52ZM52 16H51V17H52ZM56 16H57V15H56ZM58 16H59V15H58ZM58 16H57V18H58ZM74 16H75V13H74ZM86 16H87V15H86ZM88 16H89V15H88ZM125 16L127 17L126 14H125ZM134 16H135V15H134ZM139 16H141V15H139ZM139 16H138L137 18H139ZM155 16H158V14H156V15L154 14V17H155ZM168 16H171V15H168ZM174 16H175V15H173L172 17H174ZM177 16H179V15H177ZM177 16H176V17H177ZM186 16H189V15H186ZM186 16H185V17H186ZM190 16H191V15H190ZM190 16H189V17H190ZM209 16H210V15H209ZM230 16H231V13H230ZM233 16H235V15L233 14ZM248 16H249V15H248ZM38 17H39V16H38ZM43 17H45V16H43ZM60 17H61V15H60ZM67 17H68V16H67ZM75 17L78 19L79 16H75ZM90 17H91V16H90ZM121 17H122V16H121ZM151 17H152V15H151ZM151 17H150V18H151ZM162 17H164V16H162ZM172 17H171V18H172ZM192 17H193V16H191V18H192ZM194 17H195V16H194ZM205 17H206V16H205ZM224 17H225V16H224ZM227 17H228V15H227ZM227 17H226V18H227ZM255 17H256V15H255ZM258 17H259V16H258ZM19 18H20V17L18 16V21H20ZM24 18H25V17H24ZM47 18H48V17H47ZM47 18H46V19H47ZM49 18H50V16H49ZM52 18H53V17H52ZM85 18H86V17H85ZM142 18H143V17H142ZM144 18H146V17H144ZM144 18H143V19H144ZM164 18L166 19V16H165ZM174 18H175V17H174ZM178 18H179V17H178ZM186 18H187L186 20H189L188 17H186ZM195 18H196V17H195ZM203 18H204V17L202 16V19H203ZM206 18H207V17H206ZM206 18H205V20L207 21ZM221 18H222V17H221ZM231 18H232V16H231ZM237 18H238V16H237ZM248 18H251V16L248 17ZM259 18H260V17H259ZM35 19H36V17H35ZM37 19H38V18H37ZM37 19H36V20H37ZM39 19H40V18H39ZM43 19H44V18H43ZM46 19H45V20H46ZM59 19H61V18H59ZM64 19H65V17H64ZM69 19H71V18H69ZM80 19H81V18H80ZM80 19H78V21H79ZM82 19H84V18H82ZM82 19H81V20H82ZM121 19H122V18H121ZM123 19H124V17H123ZM129 19H130V18H129ZM153 19H154V18H153ZM153 19H152V20H153ZM168 19H169V18H168ZM176 19H177V18H176ZM192 19H193V18H192ZM196 19H197V18H196ZM200 19H201V18H200ZM200 19H198V23H199V20H200ZM243 19H244V18H243ZM253 19H255V18H253ZM262 19H263V18H262ZM40 20H41V19H40ZM40 20H37V21H40ZM51 20H52V19H51ZM57 20H58V19H57ZM65 20H66V19H65ZM85 20H86V19H85ZM148 20H149V17H148ZM157 20H158V19H157ZM160 20H163V19H160ZM169 20H170V19H169ZM172 20H173V19H172ZM182 20H185V19L183 18ZM182 20H181V23H182ZM203 20H204V19H203ZM208 20H209V19H208ZM223 20H226V19H223ZM223 20H222V21H223ZM229 20H230V18H229ZM232 20H233V19H232ZM237 20H238V19H237ZM237 20H236V21H237ZM256 20H257V18H256ZM259 20H260V19H259ZM259 20H258V22H257V21H256V22L259 23ZM0 21H1V20H0ZM15 21H16V20H15ZM22 21H23V20H22ZM26 21H27V20H25V24H26ZM32 21L34 22V20H32ZM32 21H31V23H33ZM37 21H36V23H37ZM53 21H54V20H53ZM78 21H77V22H78ZM122 21H123V20H122ZM145 21H146V20H145ZM164 21H166V20H164ZM167 21H168V20H167ZM170 21H171V20H170ZM176 21H177V20H176ZM176 21H175V22H176ZM217 21H218V19H217ZM226 21H227V20H226ZM240 21H241V20H240ZM254 21H255V20H254ZM260 21H261V20H260ZM10 22H13V20L10 21ZM10 22H9V23H10ZM23 22H24V21H23ZM58 22H59V21H58ZM58 22H57V23H58ZM60 22H61V21H60ZM139 22H140V20H139ZM158 22H159V21H158ZM161 22H162V21H161ZM171 22H172V21H171ZM171 22H170V23H171ZM183 22H185V21H183ZM202 22H203V21H202ZM208 22H209V21H208ZM210 22L212 23L211 20H210ZM230 22H231V20L229 21V24H230ZM248 22H249V21H248ZM256 22H254V23H256ZM19 23H20V22H19ZM19 23H17V24H19ZM27 23H28V22H27ZM36 23H35V24H36ZM44 23H45V22H44ZM48 23H49V21H48ZM57 23H54V25L56 26ZM66 23H68V22H66ZM66 23H65V24H66ZM73 23H74V22H73ZM73 23H72V24H73ZM122 23H123V22H122ZM132 23H133V22H132ZM143 23H144V22H143ZM159 23H160V22H159ZM167 23H168V22H167ZM177 23H179V22H177ZM185 23H187V24L189 23V25H190V21H189V22L186 21ZM200 23H201V20H200ZM203 23H204V22H203ZM211 23H210V24H211ZM227 23H228V22H227ZM243 23H246V22L242 21V24H243ZM261 23H262V22H261ZM263 23H264V22H263ZM12 24H14V23H11V25H12ZM28 24H29V23H28ZM28 24H27V25H28ZM40 24H41V22L39 23V25H40ZM49 24H50V23H49ZM51 24H53V23H51ZM72 24H71L70 26H72ZM78 24H79V23H78ZM80 24H81V23H80ZM85 24H86V23H85ZM85 24H84V27H85L84 29H86V28L89 27V26L86 27ZM133 24H134V23H133ZM160 24H162V23H160ZM223 24H224V23H223ZM233 24H234V23H233ZM235 24H237V23L235 22ZM240 24H241V23H240ZM242 24H241V25H242ZM248 24H249V23H248ZM1 25H2V24H1ZM11 25H10V26H11ZM22 25H23V24H22ZM37 25H38V24H37ZM67 25H68V24H67ZM73 25H74V24H73ZM129 25H130V23H129ZM129 25L127 24L126 27L129 26ZM135 25H136V24H135ZM138 25H140V24L138 23ZM167 25H170V24H167ZM192 25H194V23H193ZM198 25H199V24H198ZM201 25H202V23H201L200 26H198V27H201ZM253 25H254V24H253ZM255 25H256V24H255ZM15 26H16V25H15ZM33 26H34V25H33ZM40 26H41V25H40ZM42 26H43V25H42ZM48 26H49L50 29H52V28L50 27L51 25H48ZM70 26H69V27H70ZM82 26H83V25H82ZM131 26H132V25H130V27H131ZM161 26H162V25H161ZM161 26H160V27H161ZM165 26H166V24H165ZM186 26H188V25H186ZM209 26H210V25H209ZM238 26H240V25H238ZM238 26H236L235 28H237ZM246 26H247V25H246ZM250 26H251V23H250ZM19 27H20V26H19ZM19 27H18V28H19ZM56 27H57V26H56ZM60 27H63V26H60ZM74 27H75V26H73V28H74ZM78 27H79V26H78ZM80 27H81V26H80ZM130 27H129V28H130ZM138 27H140V26H138ZM191 27H192V26H191ZM193 27H194V26H193ZM228 27L230 28V29H229L230 31L233 29V28H232L233 26L231 27V25H230V26L228 25ZM252 27H255V26H252ZM252 27H250V28L252 29ZM0 28H1V27H0ZM13 28H14V27H13ZM34 28H36V26H35ZM37 28H38V27H37ZM46 28H47V27H46ZM64 28H65V27H64ZM136 28H137V27H136ZM166 28H167V27H166ZM168 28H169V27H168ZM185 28H186V27H185ZM185 28H184V29H185ZM225 28H226V27H225ZM225 28H224V29H225ZM247 28H248L247 30H249V26H247ZM1 29H2V28H1ZM14 29H15V28H14ZM19 29H20V28H19ZM19 29H18V30H19ZM21 29H22V28H21ZM21 29H20V30H21ZM23 29H24V28H23ZM25 29H26V28H25ZM29 29H30V28H29ZM66 29L69 30L70 28L67 27ZM74 29H75V28H74ZM74 29H73V30H74ZM125 29H126V28H125ZM131 29H132V28H131ZM154 29H155V28H154ZM171 29H172V28H171ZM184 29H182V30H183V32L186 33V30L189 29V28L187 27V29H186L185 31H184ZM193 29H194V28H193ZM193 29H192V30H193ZM198 29H201V28H198ZM7 30H10V29H7ZM39 30H40V29H39ZM39 30H38V31H39ZM43 30H44V29H43ZM68 30H67V32H68ZM75 30H76V29H75ZM142 30H143V29H142ZM152 30H153V29H152ZM156 30H157V27H156ZM156 30H155V31H156ZM158 30H159V29H158ZM165 30H166V29H165ZM236 30H238V28H237ZM240 30H241V29H240ZM240 30L237 31V32H241ZM244 30H245V29H244ZM11 31H13V30L11 29ZM14 31H15V30H14ZM25 31H27V29H26ZM33 31H34V30H33ZM41 31H42V30H41ZM46 31H48V30H46ZM76 31H77V30H76ZM81 31H82V30H81ZM83 31H84V30H83ZM136 31H138V30H136ZM136 31H135V32H136ZM139 31H140V30H139ZM155 31H154V32H155ZM198 31H199V30H198ZM225 31H226V29H225ZM225 31H224V32H225ZM252 31H253V30H252ZM34 32H35V31H34ZM34 32H33V33H34ZM70 32H71V31H70ZM73 32H74V31H73ZM73 32H72V33H73ZM85 32H86V31H85ZM88 32H89V30H88ZM91 32H93V31H91ZM91 32H89V34H88V33H87V34L90 35ZM117 32H118V31H117ZM130 32H131V31H130ZM135 32H134V33H135ZM140 32H141V31H140ZM142 32H143V31H142ZM159 32H161V31H159ZM159 32H158V33L156 32V34H159ZM171 32H172V31H171ZM183 32H182V33H183ZM188 32H189V31H188ZM188 32H187V33H188ZM190 32H191V31H190ZM193 32H194V31H193ZM205 32H206V31H205ZM224 32H223V34H224ZM231 32H232V31H231ZM237 32H235V33L237 34ZM244 32H245V31H244ZM244 32H243V33H244ZM247 32H248V35H249V31H247ZM247 32H246V33H247ZM7 33H8V32H7ZM11 33H12V32H11ZM15 33H17V32H15ZM23 33H25V32H23ZM29 33H30V30L28 31V34H29ZM39 33H40V32H39ZM49 33H51V32H49ZM56 33H57V31H56ZM74 33H75V32H74ZM76 33H78V31H77ZM81 33H82V32H81ZM81 33L79 32V36L81 35ZM136 33H137V32H136ZM146 33H147V32H146ZM187 33H186V34H187ZM191 33H192V32H191ZM196 33H199V32H195V35H199V34H196ZM200 33H201V31H200ZM225 33H226V32H225ZM227 33H228V32H227ZM227 33H226V34H227ZM3 34H4V33H3ZM3 34H2V35H3ZM5 34H6V33H5ZM5 34H4V35H5ZM12 34H14V33H12ZM25 34H27V33H25ZM25 34H24V35H25ZM34 34H35V33H34ZM42 34H43V33H42ZM44 34H45V33H44ZM69 34H70V33H69ZM82 34H83V33H82ZM97 34H98V33H97ZM97 34H96V35H97ZM116 34H117V33H116ZM118 34H119V33H118ZM156 34H155V35H156ZM161 34H162V33H161ZM161 34H160V35H161ZM183 34H184V33H183ZM239 34H240V33H239ZM241 34H242V32H241ZM253 34H254V32H253ZM260 34H261V33H260ZM10 35H11V34H10ZM14 35H15V34H14ZM29 35H30V34H29ZM37 35H38V33H37ZM46 35H47V34H46ZM46 35H45V36H46ZM49 35H50V34H49ZM71 35H72V34H71ZM73 35H75V34H73ZM84 35H85V34H84ZM84 35H83V36H84ZM99 35H100V34H98V36H99ZM133 35H135V34H133ZM137 35H138V34H137ZM137 35H136V36H137ZM141 35H142V34H141ZM143 35H146V34L143 33ZM143 35H142V37H143ZM150 35H151V34H150ZM177 35H178V34H177ZM189 35H191V34H189ZM202 35H203V34H202ZM8 36H9V35H8ZM18 36H19V35H18ZM32 36H33V35H32ZM34 36H35V35H34ZM34 36L32 37L33 39H34ZM39 36H40V35H39ZM115 36H117V35H115ZM118 36H119V35H118ZM158 36H159V35H158ZM227 36H228V35H227ZM235 36H236V35H235ZM239 36H240V35H239ZM239 36H237V37H239ZM244 36H245V35H244ZM250 36H251V35H250ZM250 36H249V37H250ZM253 36H254V35H252L250 38L252 39ZM5 37H7V36L5 35ZM9 37H10V36H9ZM22 37H24V36H22ZM22 37H20V38H22ZM37 37H38V36H37ZM43 37H44V36H43ZM48 37H49V36H48ZM50 37H52V36H50ZM81 37H82V36H81ZM127 37H129V36H127ZM139 37H140V36H139ZM142 37H141V38H142ZM149 37H151V36H149ZM149 37L146 38V36H145V37H143V39L145 38V41H146V39H148ZM191 37H192V36H191ZM191 37H190V38H191ZM260 37H261V36H260ZM260 37H259V38H260ZM3 38H4V37H3ZM14 38H15V36H14ZM17 38H18V37H16V39H17ZM41 38H42V36H41ZM85 38H87V37H84V39H85ZM97 38H98V37H97ZM101 38H102V37H101ZM122 38H123V37H122ZM129 38H131V37H129ZM221 38H222V37H221ZM221 38H219V39H221ZM235 38H236V37H235ZM259 38H258V39H259ZM261 38H262V37H261ZM5 39H6V38H5ZM8 39H9V38H8ZM8 39H6V41H5V40H2V41H5V44H6V43H9L10 41L7 42ZM11 39H12V37H11ZM11 39H10V40H11ZM26 39H27V37H26ZM37 39H38V38H37ZM224 39H225V38H223V40H224ZM229 39H230V38H229ZM231 39H232V38H231ZM233 39H234V38H233ZM236 39H237V38H236ZM241 39H242V37H241ZM262 39H264V38H262ZM13 40H14V39H13ZM17 40H19V38H18ZM27 40H28V39H27ZM31 40H32V39H31ZM31 40H29V41H31ZM41 40H42V39H41ZM91 40H92V39H91ZM94 40H95V39H94ZM96 40H97V39H96ZM100 40H101V39H100ZM127 40H128V38H127ZM127 40H126V41H127ZM140 40H141V39H140ZM182 40H183V39H182ZM188 40H189V39H188ZM188 40H187V42H188ZM192 40H193V39H192ZM192 40H190V41H192ZM202 40H204V37H203ZM234 40H235V39H234ZM249 40H250V39H249ZM22 41H23V40H22ZM44 41H45V40H44ZM104 41H105V40H104ZM112 41H114V40H112ZM130 41H131V40H130ZM132 41H133V37H132ZM136 41H137V39H136ZM142 41H143V40H142ZM145 41H144V42H145ZM152 41H153V40H152ZM190 41H189V42H190ZM194 41H195V39H194ZM220 41H221V40H220ZM254 41H255V40H254ZM259 41H260V40H259ZM12 42H13V41H12ZM25 42H27V41H25ZM34 42H35V40H34ZM36 42H38V41H36ZM39 42H40V39H39ZM98 42H99V41H98ZM101 42H102V41H100V45H101ZM109 42H110V40H109ZM144 42H142V43H144ZM148 42H149V41H148ZM150 42H151V41H150ZM158 42H159V41H158ZM189 42H188V43H189ZM199 42H200V40H199ZM199 42H197V44H201V43H199ZM201 42H202V41H201ZM225 42H226V40H225ZM232 42H233V41H232ZM235 42H236V41H235ZM243 42H244V41H243ZM243 42H242V44H244ZM251 42H252V41H251ZM41 43H42V42H41ZM44 43H45V42H44ZM51 43H52V42H51ZM58 43H59V42H58ZM58 43H57V44H58ZM90 43H91V42H90ZM107 43H108V42H107ZM137 43H138V42H137ZM140 43H141V42H140ZM145 43H147V42H145ZM202 43L204 44V42H202ZM252 43H253V42H252ZM1 44H3V43H1ZM1 44H0V45H1ZM22 44H23V43H22ZM53 44H54V42H53ZM57 44H56V45H57ZM65 44H66V43H65ZM67 44H68V43H67ZM67 44H66V45H67ZM69 44H70V43H69ZM85 44H86V43H85ZM85 44H84V46H86ZM97 44H98V43H97ZM108 44H109V43H108ZM115 44H116V43H115ZM162 44H163V43H162ZM186 44H187V43H185V45H186ZM197 44H196V45H197ZM239 44H240V43H239ZM10 45H12V43H11ZM18 45H19V41H18ZM29 45H30V43H29ZM29 45H28V44H25V46H29ZM33 45H34V44H33ZM36 45H38V44H36ZM36 45H34V46H36ZM41 45H42V44H41ZM41 45H40V46H41ZM58 45H59V44H58ZM62 45H63V44H62ZM73 45H75V44H73ZM77 45H78V44H77ZM77 45H76V46H77ZM117 45H118V44H117ZM131 45H132V44H131ZM155 45H156V44H155ZM157 45H159V44H157ZM172 45L174 46V44H172ZM183 45H184V44H183ZM192 45H193V44H192ZM196 45H195V46H196ZM226 45H227V44H226ZM244 45H247V44H244ZM12 46H13V45H12ZM42 46H43V45H42ZM59 46H60V45H59ZM64 46H65V45H64ZM64 46H63V47H64ZM71 46H72V45H71ZM82 46H83V45H82ZM94 46H95V45H94ZM102 46H103V45H101V47H102ZM111 46H112V44H111ZM141 46H143V45H141ZM188 46H189V45H188ZM228 46H229V44H228ZM230 46H231V45H230ZM232 46H233V44H232ZM232 46H231V48H232ZM6 47H7V48L9 47V49H10V46H6ZM17 47H18V46H17ZM20 47H23V46H20ZM36 47H37V49H38L39 46H36ZM36 47H34V49H36ZM48 47H49V46H48ZM67 47H68V46H67ZM74 47H75V46H74ZM103 47H106V46L104 45ZM116 47H117V46H115V45H114V47H111V48H112V51H113V48L115 49ZM134 47H135V46H134ZM136 47H137V45H136ZM147 47H148V46H147ZM151 47H152V46H151ZM153 47H155V46L153 45ZM167 47H168V46H167ZM169 47H170V46H169ZM191 47H192V46H191ZM199 47H200V46H199ZM239 47H240V46H239ZM245 47H246V46H245ZM0 48H1V47H0ZM3 48H4V46H3ZM3 48H1V49H3ZM15 48H16V47L14 46V49H15ZM27 48H28V47H27ZM27 48H26V49H27ZM50 48H51V46H50ZM52 48L54 49V47H52ZM61 48H62V47H61ZM65 48H66V47H65ZM65 48H64V50H65ZM75 48H76V47H75ZM77 48L80 49V46L77 47ZM83 48H84V47H83ZM111 48H109V49H111ZM118 48H119V47H118ZM137 48H138V47H137ZM137 48H135V49H137ZM143 48H144V47H143ZM149 48H150V47H149ZM157 48H158V47H157ZM200 48H201V47H200ZM240 48H241V47H240ZM246 48H247V47H246ZM250 48H252V46H251ZM1 49H0V50H1ZM12 49H13V48H12ZM37 49H36V50H37ZM41 49H42V48H41ZM44 49H45V48H44ZM46 49H47V48H46ZM62 49H63V48H62ZM73 49H74V48H73ZM73 49H71V51H72ZM84 49H85V48H84ZM84 49H83V50H84ZM107 49H108V48H107ZM120 49H121V48H120ZM120 49H119V50H120ZM145 49H147V48H145ZM152 49H153V48H152ZM155 49H156V48H155ZM172 49H173V48H172ZM174 49H175V48H174ZM188 49H189V48H188ZM238 49H239V48H238ZM248 49H249V48H248ZM256 49H257V48H256ZM6 50H8V49H6ZM24 50H25V49H24ZM38 50H39V49H38ZM48 50H49V49H47V51H48ZM50 50H51V49H50ZM54 50H57V49H54ZM54 50H53V51H54ZM64 50H63V51H64ZM68 50H69V49H68ZM83 50L81 51L82 53L85 52V51H83ZM98 50H99V46H98ZM119 50H118V52L120 53L121 50H120V51H119ZM131 50H132V48H131ZM138 50H140V49H138ZM141 50H142V49H141ZM141 50H140V51H141ZM157 50H158V49H157ZM162 50H163V49H162ZM175 50H177V49H175ZM235 50H236V49H235ZM241 50H242V49H241ZM2 51H3V50H2ZM4 51H5V50H4ZM33 51H34V50H33ZM44 51H45V50H44ZM57 51H58V50H57ZM66 51H67V50H66ZM74 51H75V49H74ZM92 51H93V50H92ZM114 51H116V49H115ZM128 51H129V50H128ZM144 51H145V50H144ZM149 51H150V50H149ZM152 51H153V50H152ZM152 51H150V52H152ZM155 51H156V50H155ZM158 51H159V50H158ZM190 51L192 52V50H190ZM237 51H238V50H237ZM242 51H245V50H242ZM254 51H255V50H254ZM254 51H253V52H254ZM17 52H18V51H17ZM24 52H25V51H24ZM30 52H32V51H30ZM30 52H29L28 54H30ZM50 52H52V51H50ZM76 52H77V51H75V53H76ZM86 52H87V51H86ZM116 52H117V51H116ZM121 52H122V51H121ZM129 52H130V51H129ZM129 52H128V53H129ZM153 52H154V51H153ZM159 52H161V51H159ZM167 52H168V51H167ZM169 52H170V51H169ZM171 52H172V51H171ZM176 52H177V51H176ZM188 52H189V51H188ZM239 52H240V50H239ZM239 52H235V54H239ZM247 52H248V51H247ZM247 52H245V54H246ZM255 52H256V51H255ZM4 53H5V52H3V53H1V54H4ZM6 53H7V52H6ZM38 53H39V52H38ZM38 53H37V54H38ZM40 53H42V51H41ZM52 53H53V52H52ZM62 53H63V52H62ZM130 53H132V51H131ZM138 53H139V52H138ZM154 53H155V52H154ZM164 53H165V52H164ZM164 53H163V55H164ZM192 53H193V52H192ZM7 54H8V53H7ZM18 54H19V53H18ZM32 54H33V53H32ZM49 54H51V53H49ZM55 54H56V53H55ZM57 54H58V52H57ZM57 54H56V55H57ZM73 54H74V52H73ZM114 54H115V53H114ZM116 54L119 55L118 53H116ZM116 54H115V55H116ZM125 54H126V53H125ZM136 54H137V53H136ZM156 54H157V52H156ZM159 54H160V53H159ZM171 54H172V53H171ZM231 54H232V52H231ZM245 54H244V55H245ZM16 55H17V53H16ZM23 55H24V53H23ZM26 55H27V54H26ZM26 55H25V56H26ZM43 55H44V54H43ZM61 55H62V54H61ZM77 55H79V51L77 52ZM91 55H92V54H91ZM115 55H114V56H115ZM117 55H116V57H117ZM169 55H170V54H169ZM240 55H241V54H240ZM244 55H243V56H244ZM254 55H255V54H254ZM7 56H8V55H7ZM33 56H35V55H33ZM33 56H32V58H33ZM37 56H38V55H37ZM46 56H47V55H46ZM48 56H49V55H48ZM50 56H51V55H50ZM50 56H49V57H50ZM54 56H55V55H54ZM119 56H121V55H119ZM119 56H118V57H119ZM132 56H133V53H132ZM136 56H137V55H136ZM136 56H135V57H136ZM142 56H143V58H144L145 55H142ZM174 56H175V54H174ZM236 56H237V55H236ZM238 56H239V55H238ZM243 56H242V59L244 58ZM251 56H252V55H250V57H251ZM22 57H23V56H22ZM39 57H40V56H39ZM51 57H53V55H52ZM51 57H50V60H51ZM124 57H125V55H124ZM129 57H131V56H129ZM129 57H128V58H129ZM150 57H151V56H150ZM153 57H154V56H153ZM157 57H158V56H157ZM162 57H163V56H162ZM164 57H165V56H164ZM227 57H228V56H227ZM234 57H235V55H234ZM240 57H241V56H240ZM246 57H248V56H246ZM4 58H5V56H4ZM7 58H8V57H7ZM7 58H6V59H7ZM25 58L27 59V57H25ZM25 58H24V59H25ZM28 58H29V56H28ZM35 58H36V57H35ZM45 58H47V57H45ZM45 58H43V59H45ZM56 58H57V57H56ZM139 58H141V57L139 56ZM166 58H168V57H166ZM169 58H170V57H169ZM194 58H195V57H194ZM254 58H255V57H254ZM0 59H3V57L0 58ZM6 59H5V60H6ZM24 59H23V60H24ZM29 59H30V58H29ZM43 59H42V60H43ZM134 59H135V58L133 57V60H134ZM152 59H153V58H152ZM158 59H159V58H158ZM163 59H164V58H163ZM233 59H234V58H233ZM236 59H238V58H236ZM236 59H235V61H236ZM245 59H246V61L248 62V59H247V58H245ZM249 59H250V58H249ZM255 59L257 60L258 58L256 57ZM8 60H9V59H7V61H8ZM13 60H15V59H13ZM23 60L20 59L19 62L24 63ZM45 60H46V59H45ZM45 60H44L43 62H45ZM52 60H54V59L52 58ZM119 60H120V62H121L122 59H119ZM125 60H126V59H125ZM133 60H132V61H133ZM193 60H194V59H193ZM198 60L200 61V58H198ZM198 60L195 59V61H197V62H198ZM240 60H241V59H240ZM243 60H244V59H243ZM258 60H259V59H258ZM27 61H28V60H27ZM33 61H35V60H32V61L30 60V62H33ZM128 61H129V60H128ZM134 61H135V60H134ZM136 61H138V60L136 59ZM139 61H141V59H140ZM159 61H161V60H159ZM165 61H167V60H165ZM172 61H173V60H172ZM172 61H169V62H172ZM201 61H202V60H201ZM232 61H233V60H232ZM244 61H245V60H244ZM251 61H253V60H251ZM3 62H4V61H3ZM19 62H18V63H19ZM117 62H118V60H117ZM142 62H143V59H142ZM142 62H141V64H142ZM152 62H153V61H152ZM233 62H234V61H233ZM240 62H241V61H240ZM256 62H257V61H256ZM26 63H27V62H26ZM40 63H41V62H40ZM46 63H47V62H46ZM122 63H124V59H123V62H122ZM131 63H133V62H131ZM131 63H130V64H131ZM135 63H136V62H135ZM135 63H133V64H135ZM192 63H193V61H192ZM198 63H199V62H198ZM248 63H250V60H249ZM248 63H247V64H248ZM19 64H20V63H19ZM28 64H29V63H28ZM35 64H36V63H35ZM35 64H34V65H35ZM41 64H42V63H41ZM43 64H44V63H43ZM47 64H49V62H48ZM114 64H115V63H114ZM118 64H119V62H118ZM118 64H117V65H118ZM138 64H139V62H138ZM138 64H137V65H138ZM156 64H157V63H156ZM166 64H167V65L169 64L168 66L171 65L170 63H166ZM194 64H195V63H194ZM200 64H201V63H200ZM234 64H235V66H236V63H234ZM256 64H257V63H255V66H256ZM3 65H4V64H3ZM3 65H2V69H4ZM25 65H26V64H25ZM49 65H50V64H49ZM125 65H127V64H125ZM137 65H136V66H137ZM161 65H162V64L160 63V66H161ZM195 65H196V64H195ZM240 65H241V64H240ZM245 65H246V64H245ZM245 65H244V66H245ZM248 65H249V64H248ZM251 65H252V64L250 63V66H251ZM45 66H46V65H45ZM120 66H121V63H120ZM130 66H132V65H130ZM138 66H139V65H138ZM138 66H137V67H138ZM154 66H155V64H154ZM201 66H202V65H201ZM235 66H234V67H235ZM32 67L34 68V66H31V69H32ZM46 67H47V66H46ZM49 67H50V66H49ZM49 67H48V68H49ZM51 67H52V66H51ZM161 67H162V66H161ZM172 67H174V66L172 65ZM172 67H171V68H172ZM231 67H232V66H231ZM236 67H237V66H236ZM38 68H39V69H40V68L42 69V67H38ZM38 68H37V69H38ZM125 68H126V67H125ZM132 68L134 69V66H133ZM138 68H139V67H138ZM151 68H152V67H151ZM157 68H158V67H157ZM157 68H156V69H157ZM159 68H160V67H159ZM164 68H165V66H164ZM199 68H200V67H199ZM239 68H240V67H239ZM239 68H238V70H241V69H239ZM248 68H249V66H248ZM252 68H253V67H252ZM254 68H255V67H254ZM12 69H13V68H12ZM16 69H17V68H16ZM35 69H36V67H35ZM39 69H38L37 72H39V74H40ZM44 69H45V68H44ZM127 69H128V68H127ZM127 69H126V70H127ZM166 69H169V71H170V70H174L173 68L170 69L169 67L166 68ZM234 69H235V68H234ZM234 69H233V70H234ZM243 69H245V67H244ZM249 69H250V68H249ZM256 69H257V66H256ZM5 70H6V69H5ZM14 70H15V69H14ZM17 70H18V69H17ZM130 70H132V69H130ZM130 70H129V71H130ZM141 70L143 71V69H141ZM247 70H248V69H247ZM247 70L245 69V71H247ZM258 70H259V67H258ZM3 71H4V70H3ZM31 71H32V73H33V70H31ZM45 71H46V70H45ZM120 71H121V70H120ZM144 71H145V69H144ZM155 71H156V70H155ZM155 71H154V72H155ZM164 71H165V69H164ZM166 71H168V70H166ZM174 71H175V70H174ZM174 71H173V72H174ZM177 71H178V70H176V72H177ZM200 71H201V70H200ZM249 71H253V70H249ZM5 72H6V71H5ZM19 72H21V71H19ZM111 72L114 74V72H113L112 70H111ZM123 72H124L123 74L126 76L125 71H123ZM127 72H128V70H127ZM132 72H133V71H132ZM132 72H130V73H132ZM134 72H135V71H134ZM139 72H141V71H139ZM157 72H158V71H157ZM160 72H161V71H160ZM208 72H209V71H208ZM233 72H234V71H233ZM243 72H244V71H243ZM247 72H248V71H247ZM253 72H254V71H253ZM3 73H4V72H3ZM14 73H15V71H14ZM16 73H17V72H16ZM16 73H15V74H16ZM109 73H110V72H109ZM109 73H108V74H109ZM117 73H118V72L116 71V74H117ZM120 73H121V72H120ZM137 73H138V72H137ZM165 73H166V72H165ZM165 73H164V74H165ZM171 73H172V72H171ZM171 73H169V75H170ZM179 73H181V72H179ZM195 73H196V72H195ZM199 73H200V72H199ZM211 73H212V72H211ZM254 73H255V72H254ZM8 74H10V73H8ZM8 74H7V75H8ZM11 74H12V73H11ZM15 74H14V75H15ZM36 74H37V73H36ZM113 74H112V75H113ZM123 74H122V75H123ZM143 74H144V73H143ZM156 74H159V72L156 73ZM161 74H162V73H161ZM173 74H175V73H173ZM185 74H186V73H185ZM205 74H206V72H205ZM212 74H213V73H212ZM245 74H246V73H244L243 75H245ZM29 75H33V74H30V73H29ZM34 75H35V74H34ZM37 75H38V74H37ZM78 75H79V73H78ZM81 75H82V74H81ZM114 75H115V74H114ZM114 75H113V76H114ZM118 75H119V74H118ZM120 75H121V74H120ZM128 75H129V74H128ZM135 75H136V74H135ZM137 75H139V74H137ZM159 75H160V74H159ZM159 75H158V76H159ZM166 75H167V74H166ZM186 75H187V74H186ZM196 75H199V74L197 73ZM200 75H201V74H200ZM238 75H239V73H238ZM238 75H236V76H238ZM247 75H248V74H247ZM249 75H250V73H249ZM19 76H20V75H19ZM47 76H48V75H47ZM101 76H102V75H101ZM106 76H107V75H106ZM115 76H116V75H115ZM125 76H124V77H125ZM171 76H172V75H171ZM171 76H170V77H171ZM184 76H185V75H184ZM187 76H188V75H187ZM187 76H186V78H187ZM194 76H195V75H194ZM212 76H214V75H212ZM240 76H241V77H238V79L241 78V80H242V75L240 74ZM245 76H246V75H245ZM250 76H251V75H250ZM14 77H15V76H14ZM20 77H21V76H20ZM25 77H26V76H25ZM38 77H39V75H38ZM38 77H36V78H38ZM111 77H112V76H110V79H111ZM121 77H123V76H121ZM124 77H123V78H124ZM126 77H127V76H126ZM128 77H129V76H128ZM133 77H134V74H133ZM138 77H140V76H138ZM155 77H157V76H155ZM246 77H247V76H246ZM251 77H253V76H251ZM257 77H258V76H257ZM11 78H12V77H11ZM17 78H18V77H17ZM21 78H22V77H21ZM27 78H28V77H27ZM33 78H34V77L32 76L30 79H33ZM53 78H55V76H54ZM71 78H72V77H71ZM76 78H77V77H76ZM102 78H103V77H102ZM131 78H132V77H131ZM158 78H159V77H157V79H158ZM160 78H161V75H160ZM163 78H164V77H163ZM166 78H168V77H166ZM172 78H173V77H172ZM182 78H183V77H182ZM188 78H189V77H188ZM200 78H201V76H200ZM207 78H208V76H207ZM212 78H213V77H212ZM212 78H211V79H212ZM247 78H249V77H247ZM6 79H7V78H6ZM14 79H16V78H14ZM14 79H12V80H14ZM34 79H35V78H34ZM77 79H78V78H77ZM100 79H101V78H100ZM128 79H129V78H128ZM128 79H127V80H128ZM136 79H137V76H136ZM214 79H215V78H214ZM214 79H213L212 82H214ZM252 79H253V78H252ZM257 79H259V78H257ZM262 79H263V78H262ZM1 80H3V79H1ZM12 80H11V81H12ZM17 80H18V79H17ZM21 80H22V79H21ZM46 80H47V79H46ZM52 80H53V79H52ZM56 80H57V79H55L54 81H56ZM75 80H76V79H75ZM112 80H113V78H112ZM112 80H111V82H112ZM118 80H119V77H118ZM133 80H135V78H134ZM165 80H166V79H165ZM167 80H168V79H167ZM167 80H166V82H167ZM179 80H180V79H179ZM181 80H182V79H181ZM197 80H198V78H197ZM206 80H207V79H206ZM249 80H250V79H249ZM3 81H4V80H3ZM11 81H10V82H11ZM23 81H25V80H23ZM23 81H22V83H23ZM47 81H48V80H47ZM66 81H67V80H66ZM77 81H79V80H77ZM85 81H86V80H85ZM99 81H100V80H99ZM113 81H115V80H113ZM119 81H120V80H119ZM121 81H122V79H121ZM123 81H124V80H123ZM160 81H161V79H160ZM163 81H164V80H163ZM177 81H178V80H177ZM184 81H185V79H184ZM188 81H189V79H188ZM198 81H199V80H198ZM198 81H197V83H198ZM246 81H247V80H246ZM254 81H255V80H254ZM254 81H253V82H254ZM260 81H261V79H260ZM262 81H263V80H262ZM262 81H261V82H262ZM4 82H6V81H4ZM8 82H9V81H8ZM10 82H9V83H10ZM83 82H84V81H83ZM129 82H130V80H129ZM129 82H128V83H129ZM133 82L135 83L136 81H133ZM150 82H152V81H150ZM153 82H154V81H153ZM157 82H158V81H157ZM195 82H196V81H195ZM205 82H206V81H205ZM207 82H208V81H207ZM209 82H210V81H209ZM215 82H216V79H215ZM244 82H245V81H244ZM261 82H258V84H260ZM17 83H18V82H17ZM17 83H16V84H17ZM32 83H33V81H32ZM32 83H31V84H32ZM34 83L36 84V82H34ZM42 83H44V82H42ZM72 83H73V82H72ZM78 83H79V82H78ZM80 83H81V82H80ZM84 83H85V82H84ZM84 83H82V84H84ZM88 83H89V82H87L86 85H89ZM94 83H95V81H94ZM94 83L92 82L91 84H94ZM99 83H100V82H99ZM105 83H106V82H105ZM112 83H113V82H112ZM115 83H118V82L116 81V82H114V84H115ZM136 83H138V81H137ZM169 83H170V82H169ZM171 83H172V80H171ZM185 83H187V82L185 81ZM197 83H196V87H197V85H198ZM0 84H2V82H1ZM6 84H7V83H6ZM6 84H5V85H6ZM13 84H14V83H13ZM20 84H21V83H20ZM48 84H49V83H48ZM82 84H81V85H82ZM120 84H121V83H120ZM145 84H146V83H145ZM150 84H151V83H150ZM156 84H157V83H156ZM158 84H159V83H158ZM163 84H164V83H163ZM187 84H188V83H187ZM191 84H192V83H191ZM207 84H208V83H207ZM211 84H212V83H211ZM242 84H243V82H242ZM247 84H248V83H247ZM255 84L257 85V83H255ZM255 84H254V85H255ZM263 84H264V83H263ZM2 85H4V83H3ZM5 85H4V86H5ZM10 85H11V83H10ZM10 85H9V86H10ZM23 85H24V83H23ZM40 85H41V84H40ZM42 85H43V84H42ZM42 85H41V86H42ZM49 85H50V84H49ZM49 85H48V86H49ZM69 85H70V84H69ZM74 85H75V84H74ZM78 85H79V84H78ZM111 85H112V84H111ZM111 85H110V88L112 87ZM124 85H125V87H126V84H124ZM133 85H134V84H133ZM171 85H172V84H170V86H171ZM176 85L178 86V84H176ZM193 85H194V84H193ZM201 85H202V84H201ZM208 85H209V84H208ZM245 85H246V84H245ZM245 85H244V86H245ZM251 85H252V84H251ZM17 86H18V85H17ZM20 86H22V85H20ZM27 86H30V85H27ZM43 86H44V85H43ZM91 86H92V85H91ZM91 86H89V87L91 88ZM121 86H122V85H121ZM131 86H132V85H131ZM134 86L136 87V85H134ZM140 86H141V85H140ZM153 86H154V85H153ZM156 86H157V85H156ZM156 86H155V87H156ZM161 86H163V85H161ZM172 86H173V85H172ZM190 86H191V85H190ZM194 86H195V85H194ZM202 86H204V85H202ZM206 86H207V85H206ZM249 86H250V84H249ZM262 86H263V85H262ZM24 87H26V86H24ZM36 87H37V86H36ZM39 87H40V86H39ZM46 87H47V86H46ZM49 87H50V86H49ZM84 87H85V84H84ZM106 87H107V86H106ZM123 87H124V86H123ZM128 87H129V86H128ZM147 87H148V85H147ZM158 87L160 88V85H159ZM158 87H157V89H156V88H155V89L158 90V89H159ZM163 87H164V86H163ZM163 87H162V88H163ZM185 87H186V86H185ZM187 87H188V86H187ZM247 87H248V86H247ZM256 87H258V86H256ZM1 88H4V87L2 86ZM8 88H9V87H8ZM12 88H13V87H12ZM18 88H19V87H18ZM18 88H17V89H18ZM20 88H21V87H20ZM20 88H19V89H20ZM28 88H29V87H28ZM28 88H27V89H28ZM44 88H45V87H44ZM44 88H42V91H43ZM87 88H88V87H87ZM121 88H122V87H121ZM121 88H120V90H118V93H119V94H118L117 96H118L119 98H120V97H126V96H125L126 93H124V91L122 92ZM126 88H127V87H126ZM126 88H125V89H126ZM142 88H143V87H141V89H142ZM165 88H166V87H165ZM167 88L170 89V88H169V85H168ZM190 88H191V87H190ZM192 88H193V87H192ZM197 88H198V87H197ZM197 88H196V89H197ZM200 88H201V89L198 88L199 91L202 90V87H200ZM211 88H212V87H211ZM258 88H260V87H258ZM258 88H257V90H258ZM6 89H7V87H6ZM21 89L26 90V89H24V88H21ZM45 89H46V88H45ZM47 89H49V88H47ZM72 89H73V88H72ZM77 89H78V88H77ZM112 89H113V87L111 88V90H112ZM115 89H116V91H117L116 85H115ZM134 89H135V88H134ZM139 89H140V88H139ZM205 89H207V90L209 89V90H210V87L205 88ZM2 90H4V89H2ZM10 90H11V88L9 89L8 92L12 93V91H10ZM12 90H14V88H13ZM29 90H30V89H29ZM86 90H89V89H86ZM90 90H91V89H90ZM90 90H89V91H90ZM109 90H110V89H109ZM111 90H110V91H111ZM113 90H114V89H113ZM132 90H133V88H132ZM135 90H136V89H135ZM142 90H143V89H142ZM159 90H160V89H159ZM190 90L192 91V89H190ZM215 90H216V89L214 88V91H215ZM253 90H254V89H253ZM255 90H256V88H255ZM257 90H256V91H257ZM4 91L7 92V90H4ZM16 91H17V90H16ZM21 91H22V90H21ZM31 91H32V89H31ZM31 91H30V92H31ZM33 91H35V89H34ZM38 91H39V89H38ZM80 91H82V89H80ZM97 91H98V90H97ZM97 91H96V92H97ZM144 91H145V90H144ZM177 91H178V90H177ZM210 91H211V90H210ZM212 91H213V90H212ZM18 92H19V91H17L16 93H18ZM28 92H29V91L27 90V94H28ZM39 92H40V91H39ZM47 92H48V91H47ZM50 92H51V90H50ZM82 92H83V91H82ZM82 92H81V93H82ZM85 92H86V91H85ZM93 92H95V90H94ZM111 92H112V91H111ZM113 92H115V91H113ZM125 92H126V91H125ZM146 92H147V91H146ZM146 92H145V93H146ZM149 92H150V91H149ZM149 92H147V93L149 94ZM164 92H165V91H164ZM168 92H169V91H168ZM196 92H197V91H196ZM204 92H205V91H204ZM207 92H208V91H207ZM0 93H3V92H0ZM10 93H9V94H10ZM16 93L13 92V95L16 94ZM25 93H26V92H25ZM54 93H55V92H54ZM54 93H53V94H54ZM83 93H84V92H83ZM83 93H82V95H83ZM90 93H91V92H90ZM108 93H109V91H108ZM131 93H132V91H131ZM138 93H139V92H138ZM145 93H144V94H145ZM174 93H175V91H174ZM194 93H195V92H194ZM251 93H252V92H251ZM254 93H256V92H254ZM254 93H253V94H254ZM21 94H22V97H23V96H24V95H23V92H22ZM21 94H20V95H21ZM43 94H45V93H43ZM51 94H52V93H51ZM51 94H50V96H51ZM75 94H76V93H75ZM116 94H117V93H116ZM132 94H133V93H132ZM167 94H168V93H167ZM178 94H179V93H178ZM197 94H200V92L197 93ZM201 94H203V93L201 92ZM205 94H206V93H205ZM207 94L209 95L210 93H207ZM260 94H261V93H260ZM6 95H7L6 97H8V98H9V96L11 97V94H10V95L6 94ZM17 95H18V94H17ZM39 95H40V94H39ZM77 95H78V94H77ZM94 95H95V94H94ZM127 95H128V93H127ZM146 95H147V94H146ZM168 95L170 96L171 93L168 94ZM179 95H180V94H179ZM208 95H207V96H208ZM255 95H256V94H255ZM258 95H259V94H258ZM263 95H264V93H263ZM2 96H5V95L2 94ZM31 96H33V95H31ZM41 96H42V95H41ZM48 96H49V95H48ZM50 96H49V97H50ZM79 96H80V95H79ZM86 96H87V95H86ZM90 96H91V95H89V97H90ZM95 96H96V95H95ZM95 96H94V98H95ZM97 96H98V97H99V96L102 97L101 94H100V95L98 94ZM173 96H175V95H173ZM211 96H212V95H211ZM211 96L209 95V97H211ZM260 96H261V95H260ZM14 97H15V96H14ZM17 97L20 98L19 96H17ZM22 97H21V98H22ZM28 97H29V96H27V98H28ZM34 97H36V96H34ZM49 97H47V98H49ZM52 97H53V96H52ZM55 97H56V95H55ZM61 97H62V96H61ZM76 97H77V99H78V96H76ZM80 97H81V96H80ZM129 97H130V95H129ZM171 97H172V96H171ZM197 97H198V96H196V98H197ZM209 97H208V98H209ZM261 97H262V96H261ZM30 98H32V97H30ZM42 98H43V97H42ZM47 98H46V99H47ZM50 98H51V97H50ZM59 98H60V97H59ZM71 98H72V97H71ZM92 98H93V96L91 97V100H92ZM96 98H97V97H96ZM104 98H106V95L104 96ZM104 98H101V99L103 100ZM112 98H113V97H112ZM112 98H111V99H112ZM115 98H116V97H115ZM147 98H148V97H146V99H147ZM176 98H177V97H176ZM249 98H251V97L249 96ZM263 98H264V97H263ZM5 99H6V98H5ZM67 99H68V98H67ZM80 99H81V98H80ZM82 99H83V98H82ZM107 99H109V98H107ZM171 99H172V98H171ZM193 99H194V97H193ZM251 99H252V98H251ZM257 99H258V98H257ZM2 100H3V99H2ZM2 100H0V104H1ZM8 100H9V99H8ZM8 100H7V101H8ZM13 100H15V99H13ZM18 100H21V99H18ZM18 100H17V101H18ZM22 100L24 101V99H22ZM29 100H30V99H29ZM43 100H44V98H43ZM52 100H53V99H52ZM56 100H57V99H56ZM56 100L54 99L52 102H55ZM70 100H71V99H70ZM75 100H76V98H75ZM78 100H79V99H78ZM84 100H86V99H84ZM91 100H90V101H91ZM113 100H114V99H113ZM121 100H122V99H121ZM121 100L119 99V101H121ZM126 100H127V99H126ZM169 100H170V99H169ZM172 100H173V99H172ZM229 100H230V99H229ZM252 100H253V99H252ZM258 100H259V99H258ZM260 100H261V99H260ZM260 100H259V101H260ZM7 101L5 100V103H7ZM9 101H11V103H12V99L9 100ZM17 101H16V102H17ZM34 101H36V100H34ZM44 101H45V100H44ZM63 101H64V100H63ZM65 101H66V103H67V100H66V99H65ZM71 101H72V100H71ZM104 101H105V99H104ZM108 101H109V100H108ZM116 101H118L117 98H116V100H115V103H116ZM248 101H249V100H248ZM259 101H257V102H259ZM40 102H41V101H40ZM50 102H51V101H49V103H50ZM110 102H111V100H110ZM121 102H122V101H121ZM136 102H137V101H136ZM144 102H145V104H146V100H145ZM147 102H148V100H147ZM251 102H252V101H251ZM253 102H254V101H253ZM253 102H252V103H253ZM257 102H256V103H257ZM8 103H10V102H8ZM14 103H15V102H14ZM20 103H21V102H20ZM31 103H32V102H31ZM31 103H30V105H31ZM35 103H36V102H35ZM49 103H48V104H49ZM86 103H88V102H86ZM94 103H95V102H94ZM104 103H105V102H104ZM115 103H114V104H115ZM125 103H126V102H125ZM127 103H128V102H127ZM138 103H139V102H138ZM222 103H223V100H222ZM224 103H225V102H224ZM227 103H228V102H227ZM3 104H4V103H3ZM24 104H25V102H24ZM28 104H29V103H28ZM43 104H44V103H43ZM50 104H51V103H50ZM50 104H49V106H50ZM55 104H56V102H55ZM82 104H83V102H82ZM82 104H81V105H82ZM84 104H85V103H84ZM107 104H108V103H107ZM110 104H111V103H110ZM112 104H113V103H112ZM135 104H136V103H135ZM149 104H150V103H149ZM217 104H218V103H217ZM220 104H221V103H220ZM225 104H226V103H225ZM261 104H262V103H261ZM4 105H5V104H4ZM12 105H13V104H11V106H12ZM40 105H41V104H40ZM59 105H60V104H59ZM62 105H63V104H62ZM86 105H87V104H86ZM90 105H91V104H90ZM94 105L96 106V104H94ZM119 105H120V104H119ZM128 105H129V104H128ZM138 105H139V104H138ZM140 105H141V104H140ZM150 105H151V104H150ZM249 105H252V104L250 103ZM6 106H7V104H6ZM11 106H10V107H11ZM14 106H16V105H13V107H14ZM27 106H28V105H27ZM27 106H26V107H27ZM31 106H33V105H31ZM45 106H46V104H45ZM47 106H48V105H47ZM52 106H54V105H52ZM55 106H56V105H55ZM57 106H58V105H57ZM68 106H69V104H68ZM70 106H71V105H70ZM98 106H99V105H97V107H98ZM101 106H102V105H101ZM111 106H112V105H111ZM111 106H109V108H110ZM120 106H121V105H120ZM192 106H193V105H192ZM219 106H221V105H219ZM222 106H223V105H222ZM224 106H225V105H224ZM227 106H228V104H227ZM261 106H262V105H261ZM0 107H1V106H0ZM4 107H5V106H3V108H4ZM88 107H89V106H88ZM97 107H96V108L94 107V108L97 109ZM105 107H106V106H105ZM105 107H104V108H105ZM205 107H207V106H205ZM247 107H248V106H247ZM249 107H250V106H249ZM252 107H253V106H252ZM11 108H12V107H11ZM11 108L9 109L10 111H11ZM16 108H17V106H16ZM21 108H22V107H21ZM31 108H33V107H31ZM38 108H39V107L37 106V110H40V109H38ZM50 108H51V107H50ZM54 108H55V107H54ZM99 108H100V107H99ZM106 108H107V107H106ZM127 108H128V107H127ZM132 108H134V107H132ZM142 108H143V106H142ZM146 108H147V107H146ZM146 108H145V109H146ZM151 108H152V107H151ZM211 108H214V107H211ZM215 108H216V106H215ZM220 108H221V107H220ZM222 108H223V107H222ZM253 108H254V107H253ZM25 109H26V108H25ZM41 109H42V108H41ZM57 109H58V108H57ZM57 109H56V110H57ZM60 109H62V107H61ZM79 109H80V108H79ZM79 109H78V110H79ZM89 109H90V108H89ZM89 109H88V110H89ZM102 109H103V108H102ZM113 109H114V108H113ZM113 109H112V110H113ZM140 109H141V108H140ZM217 109H218V108H217ZM260 109H261V108H260ZM9 110H8V112H5V111H4V112L10 114L11 112H10ZM21 110H22V109H21ZM30 110H31V109H30ZM30 110H29V112H30ZM34 110H35V109H34ZM45 110H46V109H45ZM48 110H49V109H48ZM52 110L54 111V109H52ZM52 110H51V111H52ZM56 110H55V112H56ZM65 110H66V109H65ZM83 110H84V109H83ZM86 110H87V109H86ZM93 110H94V109H93ZM103 110H104V109H103ZM112 110H111V111H112ZM136 110H137V109H136ZM209 110H210V108H209ZM213 110H214V109H213ZM213 110H211V111H213ZM251 110H252V109H251ZM254 110H255V109H254ZM12 111H14V110H12ZM17 111H18V109L16 110V112H17ZM27 111H28V109H27ZM46 111H47V110H46ZM46 111H45V112H46ZM59 111L61 112V110H59ZM59 111H58V112H59ZM66 111H67V110H66ZM76 111H77V109H76ZM120 111H121V110H120ZM130 111H131V110H130ZM149 111H150V110H149ZM149 111H148V112H149ZM257 111H258V110H257ZM262 111H264V110H262ZM4 112H2V113H4ZM19 112H20V111H19ZM19 112H18V115H19ZM25 112H26V111H25ZM67 112H68V111H67ZM91 112H92V111H91ZM100 112H101V111H100ZM100 112H99V113H100ZM113 112H114V111H113ZM152 112H153V111H152ZM255 112H256V111H255ZM259 112H260V111H259ZM259 112H258V113H259ZM14 113H15V111H14ZM21 113H24V112H21ZM21 113H20V115H21ZM34 113H35V112H34ZM34 113H33V114H34ZM51 113H52V112H51ZM61 113H62V112H61ZM68 113H70V112H68ZM93 113H95V112L93 111ZM101 113L104 114V112H101ZM105 113H106V111H105ZM109 113H110V112H109ZM126 113H127V111H126ZM149 113H150V112H149ZM149 113H148V114H149ZM252 113L255 114L254 112H252ZM258 113H256V114H258ZM260 113H262V112H260ZM8 114H7V115H8ZM27 114H30V113H27V112H26L25 115L27 116ZM42 114H43V113H42ZM64 114H65V113H64ZM73 114H74V113H73ZM73 114H72V115H73ZM96 114H97V113H96ZM118 114H119V113H118ZM199 114H200V113H199ZM253 114H252L251 116H253ZM7 115H6V116L4 115V116L1 118V119H3V120H2L3 122H1L3 125H4V123H5L6 120H7V119L4 118V117H7ZM12 115H13V113H12ZM22 115H23V114H22ZM31 115H32V114H31ZM35 115H36V114H34L33 116H35ZM49 115H50V114H49ZM59 115H60V113H59ZM75 115H76V114H75ZM99 115H100V114H99ZM108 115H109V114H108ZM120 115H121V114H120ZM1 116H2V114H0V117H1ZM33 116H31V117H33ZM36 116H37V115H36ZM51 116H52V115H51ZM67 116H68V115H67ZM84 116H85V115H84ZM89 116H90V115H89ZM93 116H94V114H93ZM96 116H97V115H96ZM101 116H102V115H101ZM106 116H107V114H106ZM110 116H111V115H110ZM135 116H136V115H135ZM259 116H260V115H259ZM14 117L16 118V115H15ZM22 117H23V116H22ZM22 117H21V121H22V124H23L24 117H23V120H22ZM37 117H38V116H37ZM53 117H54V116H53ZM65 117H66V116H65ZM81 117H82V116H81ZM87 117H88V115H87ZM87 117H86V118H87ZM94 117H95V116H94ZM102 117H103V116H102ZM114 117H115V116H113V118H114ZM116 117H117V116H116ZM144 117H145V115H144ZM201 117H202V116H201ZM7 118H8V117H7ZM18 118H19V117H18ZM27 118H28V117H27ZM27 118H26V119H27ZM41 118H42L41 116H40V118L38 117V119H41ZM49 118H50V117H49ZM49 118H48V119H49ZM51 118H52V117H51ZM60 118H61V117H60ZM71 118H72V117H71ZM103 118H104V117H103ZM105 118H106V117H105ZM105 118H104V119H105ZM110 118H111V117H110ZM118 118H119V116H118ZM1 119H0V120H1ZM5 119H6V120H5ZM16 119H17V118H16ZM77 119H78V118L76 117L75 120H77ZM84 119H85V117H84ZM90 119H91V118H90ZM92 119H93V118H92ZM107 119H108V118H107ZM232 119H233V118H232ZM9 120L12 121L11 119H9ZM28 120H29V119H28ZM43 120H45V119H43ZM57 120H58V119H57ZM63 120H64V119H63ZM65 120H66V119H65ZM65 120H64V121H65ZM75 120H74V121H75ZM82 120H83V119H82ZM108 120L111 121V119H108ZM108 120H107V121H108ZM140 120H141V119H140ZM230 120H231V119H230ZM252 120H253V119H252ZM252 120H251V121H252ZM24 121H26V120H24ZM30 121H31V120H30ZM34 121H35V120H34ZM37 121H38V120H37ZM39 121H40V120H39ZM41 121H42V120H41ZM46 121H47V119L44 121V124H45ZM50 121H51V120H50ZM54 121H55V120H54ZM59 121H60V119H59ZM80 121H81V120H80ZM85 121H87V120H85ZM90 121H91V120H90ZM105 121H106V120H104V122H105ZM107 121H106V122H107ZM8 122H9V121H8ZM26 122H27V121H26ZM28 122H29V121H28ZM66 122H68V121L66 120ZM71 122H73V121H71ZM78 122H79V120H78ZM78 122H77V123H78ZM82 122H84V121H82ZM228 122H229V121L227 120V123H228ZM232 122H233V121H231L230 123H232ZM236 122H237V121H236ZM236 122H235V123H236ZM252 122H254V121H252ZM15 123H16V122H14V124H15ZM17 123H18V122H17ZM32 123H33V122H32ZM56 123H57V122H56ZM62 123H64V125L67 124V123L65 124V122H62ZM73 123H74V122H73ZM73 123H71V124L73 125ZM75 123H76V122H75ZM80 123H81V122H80ZM80 123H79V125H82V126H83V124H80ZM89 123H90V122H89ZM136 123H137V122H136ZM256 123L258 124V122H256ZM18 124H19V123H18ZM18 124H16V125L18 126ZM28 124H29V123H28ZM28 124H27V125H28ZM49 124H51V123H49ZM85 124H86V123H85ZM93 124H94V123H93ZM114 124H115V123H114ZM228 124H229V123H228ZM260 124H262L261 121H260V123H259V127L261 126ZM0 125H1V124H0ZM3 125H2V126H3ZM7 125H8V123H7ZM20 125H21V123H20ZM23 125H24V124H23ZM27 125H26V126H27ZM29 125H30V124H29ZM31 125L33 126V124H31ZM38 125H39V124H38ZM38 125H37V126H38ZM45 125H46V124H45ZM53 125H54V124H53ZM53 125H52V127H53ZM67 125H68V124H67ZM76 125H78V124H76ZM101 125H102V124H100V126H101ZM230 125H231V124H230ZM262 125H263V124H262ZM8 126H10V124H9ZM24 126H25V125H24ZM56 126H57V125H56ZM59 126H60V125H59ZM62 126H63V124H62ZM90 126H91V125H90ZM94 126H95V125H94ZM104 126H105V125H104ZM107 126H108V125H107ZM142 126H143V125H142ZM144 126H145V128H146V125H144ZM248 126H249V125H248ZM257 126H258V125H257ZM257 126H256V127H257ZM10 127H11V126H10ZM13 127H14V126H13ZM15 127H16V126H15ZM27 127H28V126H27ZM30 127H31V126H30ZM52 127H51V128H52ZM60 127H61V126H60ZM63 127H64V126H63ZM66 127H67V126H66ZM68 127H69V126H68ZM71 127H72V126H71ZM83 127H86V126H83ZM91 127H92V126H91ZM95 127H96V126H95ZM101 127H102V126H101ZM105 127H106V126H105ZM105 127H104V128H105ZM117 127H118V126H117ZM123 127H124V126H123ZM246 127H247V126H246ZM1 128H2V127H1ZM6 128H7V127H6ZM24 128H25V127H24ZM31 128H32V127H31ZM31 128H30V129H31ZM102 128H103V127H102ZM243 128H245V127H243ZM251 128H252V127H251ZM251 128H249V129H251ZM254 128H255V126H254ZM3 129H4V127H3ZM22 129H23V128H22ZM22 129H20V130H22ZM33 129H34V127H33ZM35 129L38 130V128H36V127H35ZM53 129H54V128H53ZM57 129H58V128H57ZM59 129H60V128H59ZM105 129H107V128H105ZM229 129H230V128H229ZM263 129H264V128H263ZM11 130H12V128H11ZM23 130H24V129H23ZM31 130H32V129H31ZM45 130H47V129H45ZM50 130H51V129H50ZM256 130H257V128H256ZM24 131H25V130H24ZM24 131H22V132L24 133ZM26 131H27V130H26ZM26 131H25V132H26ZM29 131H30V130H29ZM29 131H27V132H29ZM32 131H33V130H32ZM56 131H57V130H56ZM61 131H62V130H61ZM61 131H60V132H61ZM66 131H67V130H66ZM66 131H65V132H66ZM114 131H116V130H114ZM176 131H177V130H176ZM249 131H250V130H249ZM249 131H248V132H249ZM10 132H12V131H10ZM15 132H16V131H15ZM22 132H21V133H22ZM27 132H26V134H27ZM36 132H37V131H36ZM44 132H45V131H44ZM50 132H53V131L51 130ZM54 132H55V131H54ZM54 132H53L52 134H54ZM68 132H71V130H69ZM72 132H74V131H72ZM122 132H123V131H122ZM226 132H227V131H226ZM232 132H234V131H232ZM12 133H13V132H12ZM19 133H20V132H18V134H19ZM21 133H20V135H21ZM31 133H32V132H31ZM57 133H58V132H57ZM57 133H55V134H57ZM176 133H177V132H176ZM262 133H263V132H262ZM1 134H2V133H1ZM14 134H15V133H14ZM37 134H38V132H37ZM46 134L48 135V132H47ZM46 134H45V133H42V134L39 133L38 135H42V136H44V135H46ZM55 134H54V135H55ZM60 134H62V133H60ZM63 134H65L64 131H63ZM73 134H74V133H72V136H73ZM244 134H245V133H244ZM259 134H260V133H259ZM16 135H17V134H16ZM16 135H15V136H16ZM24 135H25V134H24ZM24 135H22L21 137L23 138ZM29 135H30V134H29ZM29 135H28V136H29ZM230 135H232V134H230ZM254 135H255V134H254ZM262 135H263V134H262ZM3 136H4V135H3ZM9 136H10V134H9ZM18 136H19V135H18ZM25 136H27V135H25ZM31 136H33V135L31 134ZM42 136H41V137H42ZM51 136H52V135H51ZM51 136H49V140L51 139V138H50ZM57 136H58V135H57ZM57 136H56V137H57ZM60 136L62 137V135H60ZM60 136H59V137H60ZM68 136H69V134H68ZM194 136H195V135H194ZM250 136H251V135H250ZM263 136H264V135H263ZM7 137H8V135H7ZM33 137H34V136H33ZM33 137H32V138H33ZM41 137H40V138H41ZM63 137H65V136H63ZM63 137H62V138H63ZM70 137H71V135H70ZM101 137H102V136H101ZM103 137H104V136H103ZM191 137H193V136H191ZM191 137H190V138H191ZM261 137H262V136H261ZM4 138H6V137H4ZM19 138H20V137H19ZM19 138H18V140H19ZM25 138H26V137H25ZM42 138L45 140V137H42ZM53 138H55V136H54ZM106 138H107V137H106ZM183 138H184V137H183ZM198 138H199V136H198ZM13 139H14V138H13ZM13 139H12V141L14 142ZM35 139H36V142H37V141H38V138H35ZM35 139H34V140H35ZM46 139L48 140V137H47V136H46ZM57 139H58V137H57ZM64 139H65V138H64ZM188 139H189V137H188ZM193 139H194V138H193ZM193 139H192V141H193ZM230 139H231V137L229 138V140H230ZM255 139H256V138H255ZM263 139H264V138H263ZM7 140H8V139H7ZM9 140H10V144H8V146H9V145L12 146V145H13V144L11 145V142H12V141H11V139H9ZM9 140H8V141H9ZM18 140H17V141H18ZM39 140H41V139H39ZM65 140H67V139H65ZM65 140H64V142H65ZM101 140H102V139H101ZM183 140H184V139H183ZM252 140H253V139H252ZM25 141H26V143H27L28 140L25 139ZM25 141H24V140H23V141L20 140L19 142H20V143H23V142H25ZM50 141H51V140H50ZM56 141H57V140H56ZM62 141H63V140H62ZM111 141H112V140H111ZM113 141H114V140H113ZM113 141H112V142H113ZM185 141H187V140H185ZM197 141H198V139H197ZM230 141H231V140H230ZM233 141H234V140H233ZM233 141H232V143H234ZM249 141H251V139H250ZM3 142H4V141H3ZM36 142H34V143H36ZM39 142H40V141H39ZM39 142H38V144H39ZM51 142H52V141H51ZM58 142H59V141H58ZM66 142H68V141H66ZM66 142H65V143H66ZM108 142H109V141H108ZM224 142L226 143V141H224ZM0 143H2V142H0ZM8 143H9V142H8ZM15 143L18 144V142H15ZM34 143H33V145H36V144H34ZM41 143H42V140H41L40 144H41ZM43 143H44V142H43ZM43 143H42V144H43ZM49 143H50V142H49ZM49 143H48V144H49ZM56 143H57V142H56ZM61 143H62V142H61ZM101 143H102V142H101ZM196 143H198V142H196ZM229 143H230V142H229ZM249 143H250V142H249ZM23 144H25V143H23ZM27 144H32V143H27ZM46 144H47V143H46ZM111 144H112V143H111ZM244 144H245V143H244ZM3 145H4V144H3ZM6 145H7V143H6ZM6 145H5V146H6ZM18 145H19V146H18V149H20V144H18ZM43 145H45V144H43ZM49 145H50V144H49ZM53 145H54V144H53ZM53 145H52V146H53ZM57 145H59V143H58ZM107 145H108V144H107ZM246 145H247V144H246ZM262 145H263V144H262ZM0 146H1V145H0ZM41 146H42V145H41ZM59 146H60V145H59ZM59 146H58V148H59ZM189 146H190V145H189ZM227 146H228V145H227ZM2 147H3V146H2ZM12 147H13V146H12ZM37 147L39 148L40 146H36V148H37ZM44 147H45V146H44ZM46 147H48V145H46ZM46 147H45V148H46ZM55 147H56V146H55ZM229 147H230V146H229ZM229 147H228V148H229ZM244 147H245V146H244ZM4 148H5V147H4ZM4 148H3V150H4ZM6 148H9V147L6 146ZM23 148H25V153H26V150H27L26 147H23ZM50 148H52V147H50ZM50 148H49V149H50ZM116 148H117V147H116ZM192 148H193V147H192ZM231 148H232V147H231ZM254 148H256V147H254ZM0 149H1V148H0ZM9 149H10V148H9ZM18 149H16V151H11V152H17ZM28 149H29V147H28ZM33 149H34V148H33ZM40 149H41V148H40ZM46 149H47V148H46ZM49 149H47V151H49ZM52 149H54V148H52ZM229 149H230V148H229ZM233 149H234V148H233ZM235 149H236V146H235ZM235 149H234V150H235ZM1 150H2V149H1ZM3 150H2V151H3ZM6 150H7V149H6ZM14 150H15V149H14ZM21 150H22V149H21ZM41 150H43V148H42ZM50 150H51V149H50ZM157 150H158V149H157ZM234 150H233V151H234ZM236 150H237V149H236ZM253 150H254V149H253ZM255 150H256V149H255ZM2 151H1V152H2ZM4 151H5V150H4ZM31 151H32V153H33V150L30 148V152H29V153H31ZM38 151H39V150H38ZM54 151H55V149H54ZM54 151H52V153H50V152H48V153L53 154ZM158 151H159V153H160V150H158ZM251 151H252V150H250L249 153H251ZM256 151H257V150H256ZM258 151H262V150H258ZM263 151H264V150H263ZM263 151H262V152H263ZM6 152L9 154V151H8V150H7ZM18 152H19V151H18ZM34 152L37 153V150L34 149ZM39 152H40V151H39ZM43 152H44V151H43ZM213 152H214V151H213ZM235 152H236V151H235ZM235 152H234V153H235ZM7 153H6V154H7ZM27 153H28V152H27ZM27 153H26V155H27ZM55 153H56V152H55ZM148 153H149V152H148ZM216 153H217V152H216ZM231 153H232V152H231ZM241 153H242V152H241ZM257 153H258V152H257ZM260 153H261V152H259V154H260ZM11 154H12V153H11ZM21 154H22V152H21ZM38 154H39V153H38ZM41 154H42V153H41ZM154 154H155V153H154ZM204 154H205V153H204ZM212 154H213V153H212ZM227 154H228V153H227ZM253 154H254V153H253ZM261 154H262V153H261ZM1 155H2V154H1ZM14 155H16V154L14 153ZM19 155H20V153H19ZM24 155H25V154H24ZM31 155H32V154H31ZM33 155H34V154H33ZM47 155H48V154H47ZM55 155H56V154H55ZM213 155H216V154L214 153ZM251 155H252V153H251ZM9 156L12 157L13 155H9ZM16 156H17V155H16ZM27 156H28V155H27ZM34 156H35V155H34ZM34 156H33V157H34ZM39 156H40V155H39ZM53 156H54V155H53ZM203 156H204V155H203ZM216 156H217V155H216ZM225 156H227V155H225ZM225 156H224V157H225ZM230 156H231V155H230ZM252 156H253V155H252ZM256 156H257V155H256ZM258 156H259V155H258ZM5 157H6V156H5ZM13 157L15 158V156H13ZM18 157H19V156H18ZM40 157H41V156H40ZM42 157H43V156H42ZM42 157H41V158H42ZM56 157H57V156H56ZM157 157H158V156H157ZM199 157H200V156H199ZM227 157H229V156H227ZM6 158H7V157H6ZM6 158H5V159H6ZM22 158H23V157H22ZM29 158H30V157H29ZM37 158L39 159L38 155H37ZM37 158H36V159L34 158L35 161L37 160ZM41 158H40V159H41ZM52 158H54V157H52ZM229 158H230V157H229ZM0 159H3V158H0ZM12 159H13V158H12ZM42 159H44V158H42ZM50 159H51V158H50ZM55 159H57V158H55ZM153 159H154V158H153ZM221 159H222V158H221ZM6 160H7V159H6ZM13 160H15V159H13ZM45 160H46V158H45ZM47 160H48V158H47ZM199 160H200V159H199ZM223 160H224V159H223ZM232 160H233V159H232ZM232 160H231V161H232ZM261 160H262V159H261ZM261 160H260V161H261ZM263 160H264V158H263ZM3 161H4V160H3ZM9 161H10V160H9ZM11 161H12V160H11ZM11 161H10V162H11ZM17 161H18V160H17ZM20 161H21V160H20ZM23 161H24V160H23ZM40 161H41V160H40ZM40 161H39V162H40ZM231 161H230V162H231ZM240 161H241V160H240ZM258 161H259V160H258ZM258 161L256 160V161H254V162H258ZM260 161H259V162H260ZM0 162H1V160H0ZM5 162H6V161H5ZM21 162H22V161H21ZM27 162H28V161H27ZM30 162H31V161H30ZM32 162H34V161H32ZM44 162H45V161H44ZM252 162H253V161H252ZM254 162H253V163H254ZM18 163H19V162H18ZM37 163H38V162H37ZM56 163H57V162H56ZM58 163H59V162H58ZM198 163H199V162H198ZM242 163H244V165H245V162H242ZM11 164H12V163H11ZM26 164H27V163H26ZM32 164L35 165L34 163H31V165H32ZM42 164H45V163H42ZM47 164H48V163H47ZM59 164H60V163H59ZM239 164H240V163H239ZM254 164H255V163H254ZM254 164H253V168H254ZM28 165H29V164H28ZM50 165H51V164H50ZM189 165H190V163H189ZM204 165H205V163H204ZM204 165H203V166H204ZM1 166H2V164H1ZM1 166H0V167H1ZM3 166L6 167L5 164H4ZM20 166H21V165H20ZM20 166H19V167H20ZM24 166H25V165H24ZM45 166H47V165H45ZM200 166H201V165H200ZM200 166H199V168H200ZM203 166H202V168H203ZM217 166H218V165H217ZM249 166H250V165H249ZM5 167H4V169H5ZM7 167H8V166H7ZM7 167H6V168H7ZM9 167H12V168H13V165H12V166L9 165ZM9 167H8V170H9ZM16 167H18V166H16ZM32 167H33V166H32ZM39 167H41V166H39ZM39 167H38V168H39ZM196 167H197V165H196ZM204 167H205V166H204ZM23 168H25V167H23ZM42 168H43V167H42ZM197 168H198V167H197ZM197 168H196V169H197ZM218 168H219V167H218ZM239 168H240V167H239ZM255 168H256V167H255ZM1 169L3 170L2 167H1ZM13 169H14V168H13ZM34 169H35V168H34ZM194 169H195V168H194ZM220 169H221V168H220ZM246 169H250V167H247ZM20 170H21V169H20ZM20 170H19V171H20ZM36 170H37V167H36ZM36 170H35V171H36ZM38 170L42 171V170H45V169H38ZM46 170H47V169H46ZM46 170H45V171H46ZM153 170H154V169H153ZM153 170L151 169V171H153ZM200 170H201V169H200ZM203 170H205V169H203ZM203 170H202V171H203ZM4 171H5V170H4ZM4 171H3V172H4ZM9 171H10V170H9ZM9 171H8V172H9ZM12 171H13V170H12ZM16 171H17V170H16ZM16 171H15V172H16ZM19 171L17 172V174H15V175H17V177H19V176H18V175H19V174H18ZM23 171H24V169H23ZM23 171L21 170V172H23ZM30 171H33V170L31 169ZM40 171H39V172H40ZM198 171H199V170L197 169V172H198ZM218 171H219V170H218ZM223 171H224V170H223ZM230 171H231V170H230ZM15 172L13 171V173H12V172H11V173L14 174ZM21 172H20V174H21ZM28 172H29V171H28ZM37 172H38V171H37ZM42 172H43V171H42ZM42 172H41V174H42ZM154 172H157V171L155 170ZM154 172H153V173H154ZM159 172H160V171H159ZM234 172H235V171H234ZM241 172H242V171H241ZM0 173H2V171H1ZM9 173H10V172H9ZM24 173H25V172H24ZM33 173L35 174V172H33ZM219 173H220V172H219ZM222 173H223V172H222ZM251 173H252V171H251ZM255 173H256V171H255ZM2 174H3V173H2ZM2 174H0V176H1ZM12 174H11V175H12ZM158 174H159V173H158ZM163 174H164V173H163ZM195 174H196V173H195ZM195 174H193V175H195ZM216 174H217V173H216ZM243 174H244V173H243ZM5 175H6V174H5ZM8 175H9V174H8ZM26 175H27V174H26ZM228 175L230 176V174H228ZM233 175H235V174H233ZM233 175H232V177H233ZM238 175H239V174H238ZM240 175H242V173H241ZM249 175H250V174H248L247 177H249ZM12 176H14V175H12ZM21 176H22V175H21ZM28 176H29V175H28ZM197 176H198V175H197ZM204 176H205V175H203V177H204ZM207 176H209V175H207ZM213 176H214V175H213ZM2 177H3V175H2ZM162 177H163V175H162ZM201 177H202V176H201ZM245 177H246V176H245ZM250 177H251V175H250ZM258 177H259V176H258ZM258 177H257V178H258ZM262 177H263V175H262ZM262 177H261V178H262ZM24 178H25V176H24ZM30 178H31V177H30ZM30 178H29V180H31ZM163 178H164V177H163ZM216 178H217V176L215 177V179H216ZM239 178H240V177H238V179H239ZM263 178H264V177H263ZM13 179H14V178H13ZM15 179H17V178H15ZM19 179H20V178H18V180H19ZM22 179H23V178H22ZM22 179L19 180L20 183H23V182H21ZM199 179H200V177H199ZM206 179H207V178H206ZM215 179H214V181H217V179H216V180H215ZM222 179H223V178H222ZM236 179H237V178H236ZM246 179H247V178H246ZM1 180H2V179H1ZM1 180H0V181H1ZM5 180H6V179H5ZM5 180H2V181L4 182ZM8 180H9V179H8ZM8 180H7V181H8ZM10 180H12L11 177H10ZM10 180H9V181H10ZM27 180H28V179H27ZM27 180H26L25 182H27ZM151 180H152V179H151ZM153 180H154V178H153ZM157 180H159V179H157ZM218 180H219V179H218ZM244 180H245V179H244ZM263 180H264V179H263ZM161 181H162V180H161ZM208 181H209V180H208ZM214 181H213V182H214ZM220 181H221V180H220ZM236 181H237V180H236ZM239 181L242 182L243 180L241 181V179H240ZM245 181H246V180H245ZM249 181H252V178H251V180H249ZM256 181H257V180H256ZM10 182H11V181H10ZM25 182H24V183H25ZM28 182H29V181H28ZM159 182H160V180H159ZM167 182H168V181H167ZM221 182H222V181H221ZM221 182H219V184H220ZM240 182H239V183H240ZM243 182H244V181H243ZM15 183H16V182H15ZM17 183H18V182H17ZM160 183H161V182H160ZM198 183H200V180H199ZM198 183H197V184H198ZM202 183H203V182H202ZM215 183H216V182H215ZM230 183H233V182L230 181ZM249 183H251V182H249ZM249 183H248V186L251 185V184H249ZM263 183H264V182H263ZM2 184H4V183H2ZM28 184L31 185L30 183H28ZM32 184H33V183H32ZM167 184H168V183H167ZM204 184H205V183H204ZM217 184H218V183H217ZM221 184H222V183H221ZM221 184H220V185H221ZM225 184H226V183H225ZM235 184H236V182H235V180H234V185H235ZM243 184H244V183H243ZM4 185L6 186V184H4ZM23 185H25V184H23ZM23 185H22V186L20 185V188H21V187H25V186H23ZM150 185H152V184H150ZM223 185H224V184H223ZM226 185H227V184H226ZM230 185H233V184H230ZM236 185H238V182H237ZM239 185H240V184H239ZM246 185H247V182H246ZM0 186H2V185H0ZM5 186H4V187H5ZM8 186H10V185H8ZM8 186H7L5 189H8V190H9V187H8ZM15 186H16V185H14V187H15ZM170 186H171V185H170ZM204 186H205V185H204ZM211 186H212V185H211ZM224 186H225V185H224ZM224 186H223V187H224ZM240 186H242V185H240ZM11 187H12V186H11ZM11 187H10V189H11ZM16 187H17V186H16ZM31 187H32V186H31ZM136 187H137V186H136ZM228 187H229V186H228ZM252 187H253V186H252ZM1 188H3V187H1ZM1 188H0V189H1ZM27 188H28V187H27ZM29 188H30V187H29ZM148 188H149V187H148ZM226 188H227V187H226ZM22 189H23V188H22ZM22 189H20V190H22ZM151 189H152V188H151ZM239 189H240V187H239ZM244 189H246V186H245ZM14 190H15V189H13V191H14ZM30 190H31V189H30ZM152 190H153V189H152ZM0 191H1V195H2V194H3V193H2V190H0ZM13 191H12V192H13ZM16 191H17V190H16ZM156 191H157V190H155V192H156ZM6 192H7V191H6ZM18 192H19V191H18ZM18 192H17V193H18ZM21 192H22V191H20V193H21ZM155 192H154V193H155ZM7 193H8V192H7ZM10 193H11V191L9 192V195H10ZM23 193H24V191H23ZM23 193H22V194H23ZM11 194H12V193H11ZM147 194H148V193H147ZM12 195H13V194H12ZM143 196H144V195H143ZM148 196H149V195H148ZM155 196H156V195H155ZM0 197H1V196H0ZM3 197H4V196H3ZM23 197H24V196H23ZM145 197H146V196H145ZM50 198H51V197H50ZM142 198H144V197H142ZM150 198H151V197H150ZM153 198H154V197H153ZM16 199H17V198H16ZM21 199H22V198H21ZM48 199H49V198H48ZM51 199H52V198H51ZM146 199H147V198H146ZM1 200H2V197H1ZM7 200H8V199H7ZM22 200H23V199H22ZM22 200H21V201H22ZM31 200H32V199H31ZM34 200H35V199H34ZM41 200H42V199H41ZM41 200H40L39 202H41ZM49 200H50V199H49ZM3 201L5 202V200H3ZM8 201H9V200H8ZM12 201H13V200H12ZM42 201H43V200H42ZM45 201H46V200H45ZM128 201H129V200H128ZM4 202H2V203H4ZM22 202H23V201H22ZM32 202H34V203L37 204L36 201H33V200H32ZM52 202H53V201H51V203H52ZM130 202H131V201H130ZM7 203H8V202H7ZM12 203H13V202H12ZM20 203H21V202H19V204H20ZM30 203H31V202H30ZM30 203H29V204H30ZM42 203H43V202H42ZM73 203H75V202H73ZM78 203H79V202H78ZM81 203H82V202H81ZM81 203H80V204H81ZM85 203H86V202H85ZM117 203H118V202H117ZM183 203H185V202L183 201ZM230 203H231V202H230ZM9 204H10V202H9ZM14 204H15V202H14L13 204H11V205H14ZM19 204H18V205H19ZM44 204H45V203H44ZM46 204H47L48 207H51V206H52V205H51V206L48 205L49 203H47V202H46ZM46 204H45V205H46ZM88 204H89V203H88ZM120 204H121V203H120ZM136 204H137V203H136ZM185 204H186V203H185ZM231 204H232V203H231ZM3 205H4V208H5V204H3ZM3 205L1 204V206H3ZM11 205H10V206H11ZM33 205H34V204H33ZM39 205H40V204H39ZM39 205H38V206H39ZM132 205H133V204H132ZM189 205H190V204H188V206H189ZM229 205H230V204H229ZM1 206H0V207H1ZM7 206H8V205L6 204V207H7ZM16 206H17V204H16ZM19 206H24V204H23V205H19ZM43 206H44V205H43ZM73 206H75V205H73ZM76 206L78 207L79 205L77 204ZM82 206H83V205H82ZM113 206H114V205H113ZM133 206H134V205H133ZM136 206H137V205H136ZM12 207H13V206H12ZM34 207H35V205H34ZM34 207H31L32 210H33ZM41 207H42V206H41ZM45 207H46V206H45ZM77 207H75V208H77ZM87 207H88V205H87ZM89 207H90V206H89ZM127 207H128V206H127ZM230 207H231V206H230ZM9 208H10V207H9ZM21 208H22V207H21ZM26 208H27V207H26ZM26 208H25V209H26ZM51 208H52V207H51ZM51 208H50V209H51ZM113 208H114V207H113ZM184 208H185V207H184ZM228 208H229V207H228ZM231 208H232V207H231ZM25 209H24V210H25ZM27 209H28V208H27ZM50 209H49V210H50ZM71 209H72V208H71ZM130 209H132V208H130ZM186 209H187V208H186ZM190 209H192V208H190ZM232 209H233V208H232ZM0 210H1V208H0ZM2 210H3V209H2ZM2 210H1V211H2ZM7 210H10V209H7ZM11 210H12V209H11ZM18 210H20V209H18ZM28 210H29V209H28ZM34 210H35V209H34ZM46 210H47V209H46ZM85 210H86V209H85ZM226 210H227V209H225L223 212H225ZM229 210H230V209H229ZM4 211H6V210L4 209ZM13 211H15V210H13ZM20 211H21V210H20ZM37 211H38V210H37ZM39 211H40V210H39ZM39 211H38V212H39ZM42 211H43V210H42ZM127 211H129V210H127ZM132 211H133V210H132ZM132 211H131V212H132ZM231 211H232V210H231ZM10 212H12V211H10ZM17 212H18V211H17ZM22 212H23V211H22ZM71 212H72V210H71ZM71 212H70V213H71ZM223 212H221V214H222ZM232 212H233V211H232ZM259 212H260V211H259ZM12 213H13V212H12ZM12 213H11V214H12ZM233 213H234V212H233ZM1 214H2V213H1ZM3 214H4V212H3ZM5 214H6V212H5ZM8 214H9V213H8ZM8 214H7V215H8ZM14 214H15V213H14ZM16 214H17V213H16ZM16 214H15V216H16ZM33 214H34V213H33ZM73 214H74V213H73ZM227 214H228V213H227ZM235 214H236V213H235ZM253 214H255V213H253ZM258 214H259V213H258ZM19 215H20V214H19ZM39 215H41V214H39ZM44 215H45V212H44ZM111 215H112V214H111ZM199 215H200V214H199ZM215 215L217 216V214H215ZM223 215H224V214H223ZM256 215H257V212H256ZM259 215H261V217H262L263 214H259ZM13 216H14V215H13ZM17 216H18V215H17ZM34 216H36V215H34ZM42 216H43V215H41V217H42ZM197 216H198V215H197ZM219 216L221 217L220 214H219ZM230 216H231V213H230ZM233 216H234V215H233ZM233 216H232V217H233ZM1 217H2V215H1ZM8 217H10V215H9ZM43 217H44V216H43ZM43 217H42V218H43ZM46 217H47V216H46ZM17 218H18V217H17ZM35 218H37V217H35ZM201 218H202V217H201ZM211 218H212V217H211ZM216 218H217V217H216ZM228 218H229V216H228ZM228 218H227V221H228ZM233 218H234V217H233ZM235 218H236V217H235ZM235 218H234V220H235ZM11 219L13 220V218H11ZM19 219H21V218H18V220H16V222L19 221ZM65 219H66V218H65ZM121 219H122V218H121ZM209 219H210V218H209ZM209 219H208V220H209ZM218 219H219V218H218ZM218 219H217V220H218ZM4 220H5V219H4ZM37 220H38V219H37ZM37 220H36V221H37ZM93 220H94V219H93ZM109 220H110V218H109ZM205 220H206V218H205ZM210 220H211V219H210ZM220 220H221V219H220ZM229 220H230V219H229ZM234 220H232V218H231V221H234ZM14 221H15V220H14ZM14 221H12V222H14ZM21 221H22V219H21ZM34 221H35V220H34ZM41 221H42V220H41ZM44 221H45V220H43L42 222L44 223ZM202 221H203V220H202ZM222 221H223V220H222ZM235 221H236V220H235ZM237 221H238V220H237ZM239 221H240V220H239ZM8 222H10V221H8ZM22 222H23V221H22ZM22 222H21V223H22ZM117 222H118V221H117ZM200 222H201V221H200ZM208 222H209V221H208ZM210 222H211V221H210ZM3 223H5V222H3ZM14 223H15V222H14ZM32 223H33V221H32ZM36 223H39V222H36ZM120 223H121V222H120ZM202 223H203V222H202ZM213 223H214V222H213ZM217 223H218V222H217ZM226 223H227V222H226ZM237 223H238V222H237ZM0 224H1V223H0ZM7 224H8V223H7ZM11 224H12V223H11ZM19 224H20V223H19ZM209 224H210V223H209ZM223 224H224V223H223ZM240 224H241V223H240ZM3 225H6V224H3ZM16 225H17V224H16ZM20 225H21V224H20ZM30 225H31V224H30ZM34 225H36V224L34 223ZM120 225H121V224H120ZM170 225H171V224H170ZM215 225H217V224H215ZM218 225H219V223H218ZM224 225L226 226V224H224ZM1 226H2V225H1ZM23 226H24V225H22V227H23ZM39 226H40V224H39ZM100 226H101V224H100ZM135 226H136V225H135ZM212 226H213V225H212ZM222 226H223V225H222ZM225 226H224V227H225ZM242 226H243V225H242ZM244 226H245V225H244ZM8 227H9V226H8ZM12 227H13V225H12ZM16 227H18V226H16ZM16 227H15V229H16ZM22 227H21V228H22ZM34 227H35V226H34ZM102 227H103V226H102ZM105 227H106V226H105ZM192 227H194V226H192ZM197 227H198V226H197ZM203 227H204V226H203ZM214 227H215V226H214ZM216 227H217V226H216ZM231 227H232V226H231ZM237 227H238V226H237ZM1 228H2V227H0V229H1ZM5 228H6V227H5ZM23 228H25V227H23ZM31 228H32V227H31ZM36 228H38V227H36ZM150 228H151V226H150ZM160 228H161V227H160ZM169 228H170V229H172V228L174 229L175 226H174V225H171V226H169ZM205 228H206V227H205ZM205 228H203V229H205ZM211 228H213V227H211ZM228 228H229V227H228ZM12 229H13V232H15V233H16L17 230L19 231L18 228H17L16 231H15L14 228H12ZM32 229H33V228H32ZM34 229H35V228H34ZM141 229H142V228H141ZM147 229H148V228H147ZM147 229H146V230H147ZM166 229H167V228H166ZM203 229H202V230H203ZM224 229H225V228H224ZM8 230H9V229H8ZM20 230H21V229H20ZM122 230H123V229H122ZM151 230H152V229H151ZM159 230H160V229H159ZM179 230H180V229H179ZM209 230H210V229H209ZM212 230H214V229H212ZM245 230H246V229H245ZM0 231H1V230H0ZM2 231H3V230H2ZM10 231H11V229H10ZM18 231H17V233H19ZM22 231H24L25 234H26V233L29 231V229L27 230V232L25 231V229L22 230ZM131 231H132V230H131ZM177 231H178V229H177ZM180 231H181V230H180ZM183 231H184V230H183ZM197 231H198V230H197ZM203 231H204V230H203ZM236 231H237V230H236ZM4 232H6V231H4ZM8 232H9V231H8ZM30 232H31V231H30ZM95 232H96V231H95ZM126 232H127V230H126ZM134 232H135V231H134ZM161 232H162V231H161ZM181 232H182V231H181ZM221 232H222V231H221ZM244 232H245V231H244ZM247 232H248V231H247ZM36 233H37V232H36ZM92 233H94V232H92ZM118 233H119V232H118ZM136 233H137V232H136ZM150 233H152V232H150ZM150 233H149V234H150ZM196 233H197V232H196ZM211 233H212V231H211ZM214 233H215V232H214ZM214 233H213V235H214ZM218 233H219V232H218ZM10 234H11V233H10ZM19 234H21V233H19ZM19 234H18V235H19ZM31 234H32V233H31ZM33 234H35V230H34V233H33ZM143 234H145V233H143ZM170 234H171V233H170ZM215 234H216V233H215ZM15 235H16V234H15ZM22 235H23V234H22ZM22 235H21V236H22ZM147 235H148V233H147ZM167 235H168V234H167ZM174 235H175V234H174ZM191 235H192V234H191ZM198 235H199V234H198ZM198 235H197V236H198ZM216 235H217V234H216ZM224 235H225V234H224ZM2 236L4 237V235H2ZM13 236H14V233H13ZM13 236H11V237L13 238ZM36 236H37V234H36ZM76 236H77V235H76ZM175 236H176V235H175ZM184 236H185V235H184ZM205 236H208V235H205ZM209 236H210V235H209ZM3 237H2V238H3ZM16 237L18 238V236H16ZM19 237H20V235H19ZM22 237H23V236H22ZM32 237H33V236H32ZM32 237H31V238H32ZM34 237H35V236H34ZM39 237H40V236H39ZM39 237H38V238H39ZM69 237H70V236H69ZM73 237L75 238L74 235H73ZM95 237H96V236H95ZM129 237H130V236H129ZM139 237H140V236H139ZM165 237H166V235H165ZM168 237H169V236H168ZM171 237H172V236H171ZM202 237H204V235H203ZM215 237H216V236H215ZM226 237H227V236H226ZM235 237H236V236H235ZM50 238L53 239L52 237H50ZM76 238H78V237H76ZM98 238L100 239V236H99ZM98 238H96L97 240H96V239H95V240L98 241ZM118 238H119V237H118ZM140 238H142V237H140ZM175 238H176V237H175ZM175 238H174V239L172 238V239L175 241V240H177V239H175ZM180 238H181V237H180ZM183 238H184V237H183ZM209 238H210V237H209ZM213 238H214V237H213ZM233 238H234V237H233ZM0 239H1V238H0ZM7 239H9V238H7ZM14 239H15V237L13 238V241H14ZM23 239H24V238H23ZM23 239H22V241H26V240L28 239V237H27L26 240H25V239L23 240ZM33 239H34V238H33ZM35 239H37V237H35ZM39 239H40V238H39ZM43 239H44V238H43ZM43 239H42V240H43ZM67 239H68V238H67ZM119 239H120V238H119ZM121 239H122V238H121ZM124 239H125V237H124ZM195 239H196V238H195ZM210 239H211V238H210ZM219 239H220V238H219ZM236 239H237V238H236ZM10 240H11V239H10ZM28 240H31V239L29 238ZM46 240H47V237H46ZM71 240H72V239H71ZM80 240H81V239H80ZM91 240H93V238H92ZM134 240H136V239H134ZM146 240H148V239L146 238ZM187 240H188V239H187ZM204 240H206V238H204ZM204 240H203V241H204ZM207 240H208V239H207ZM0 241H1V240H0ZM2 241H3V240H2ZM2 241H1V242H2ZM15 241H16V240H15ZM17 241L19 242V238H18ZM17 241H16V243H18ZM33 241H34V240H33ZM44 241H45V240H44ZM52 241H53V240H52ZM68 241H69V240H68ZM68 241H67V242H68ZM101 241H102V239H101ZM117 241H119V240H117ZM137 241H138V239H137ZM139 241H140V240H139ZM142 241H143V239H142ZM177 241H178V240H177ZM200 241H201V240H200ZM209 241H211V240H209ZM1 242H0V244H1ZM8 242H9V241H8ZM20 242H21V241H20ZM30 242H31V241H30ZM38 242H40V241H36L37 244H38ZM59 242H60V241H59ZM59 242H57V243L59 244ZM70 242H71V241H70ZM76 242H77V241H76ZM81 242H82V241H81ZM85 242L87 243V241H85ZM94 242H95V241H94ZM98 242H99V241H98ZM111 242H112V241H111ZM125 242H126V241H125ZM125 242H124V243H125ZM148 242H149V241H148ZM165 242H166V241H165ZM191 242H192V241H191ZM211 242L213 243V239H212ZM217 242H218V241H217ZM217 242L215 241L216 244H217ZM253 242H254V241H253ZM9 243H12V242L10 241ZM13 243H14V242H13ZM24 243H25V242H24ZM24 243H20V244H23V245H24ZM26 243H27V242H26ZM41 243H42V242H41ZM44 243H45V242H44ZM47 243H48V242H46L45 244H47ZM50 243H51V242H50ZM57 243H56V246H57ZM61 243H62V242H61ZM61 243H60V244H61ZM63 243L65 244V242H63ZM77 243H78V242H77ZM77 243H76V244H77ZM133 243H135V242H133ZM150 243H151V242H150ZM169 243H170V242H169ZM174 243H175V242H174ZM174 243H170V244H167V243H166V245L164 246L165 248L163 247V248H164V251H166V250H168V249L176 248V246L174 245ZM192 243H193V242H192ZM196 243H199V242H196ZM200 243H202V242H200ZM203 243H204V242H203ZM218 243H219V242H218ZM2 244H3V243H2ZM34 244H35V243H34ZM45 244H44V245H45ZM94 244H95V243H94ZM94 244H93V245H94ZM100 244H101V246H102V243H100ZM140 244H142V243H140ZM193 244H194V243H193ZM221 244H222V242H221ZM221 244H220V245H221ZM5 245H8V244L6 243ZM12 245H13V244H12ZM12 245H11V246H12ZM14 245H15V243H14ZM16 245H17V244H16ZM79 245H80V244H79ZM82 245H83V244H82ZM82 245H80V246H82ZM85 245H86V244H85ZM85 245H84V246H85ZM87 245H88V244H87ZM96 245H98V244H96ZM96 245H95V246H96ZM111 245H112V244H111ZM117 245H118V244H117ZM126 245H127V244H126ZM129 245H130V244H129ZM135 245H136V243L134 244V246H135ZM152 245H153V243H152ZM186 245H187V244H186ZM196 245H197V244H196ZM202 245H204V244H201V246H202ZM210 245H211V244H210ZM217 245H218V244H217ZM222 245H223V244H222ZM2 246L4 247V244H3ZM17 246H19V243H18ZM20 246L22 247V249L27 247V245H26V246H22V245H20ZM34 246H35V245H34ZM46 246H47V245H46ZM62 246H63V245H62ZM75 246H76V245H75ZM80 246H79V247H80ZM90 246H92V245L90 244ZM90 246H89L88 248H90ZM98 246H100V245H98ZM106 246H107V245H106ZM106 246H105V247H106ZM134 246L132 245V247H133L132 250H134ZM137 246H138V245H136V248H138ZM139 246H140V245H139ZM141 246H142V245H141ZM184 246H185V245H184ZM207 246L209 247V245H206V248H208ZM213 246H214V245H212V247H210V248H213ZM218 246H219V245H218ZM257 246H258V245H257ZM261 246H262V245H261ZM261 246H260V247H261ZM263 246H264V245H263ZM5 247H6V248H5L6 251H7V248H10V247H7V246H5ZM12 247H13V246H12ZM42 247H43V245H42ZM54 247H55V246H54ZM64 247H65V246H64ZM67 247H68V246H67ZM79 247H78V248H79ZM92 247H93V246H92ZM105 247H104V250H105ZM118 247H119V246H118ZM129 247H131V246H129ZM145 247H146V246H145ZM215 247H217V246H215ZM222 247H223V246H222ZM0 248H1V247H0ZM13 248H14V247H13ZM19 248H20V247H19ZM19 248H18V249H19ZM28 248H29V244H28ZM28 248H26V249H28ZM31 248H32V247H31ZM34 248H35V247H34ZM56 248H57V247H56ZM60 248H61V251H62V247H60ZM76 248H77V247H76ZM88 248H87L86 251H88ZM96 248H97V247H96ZM98 248H99V247H98ZM101 248H102V247H101ZM106 248H107V247H106ZM123 248H124V247H123ZM149 248H150V247H149ZM159 248H160V247H159ZM178 248H179V247H178ZM187 248H188V247H187ZM224 248H225V246H224ZM226 248H227V247H226ZM18 249H17V251H18L17 253H19V250H18ZM22 249L20 248V250H22ZM35 249H36V248H35ZM37 249H38V248H37ZM41 249H42V248H39L38 251H40ZM49 249H50V247H49ZM52 249H53V248H52ZM65 249H66V248H65ZM65 249H64V250H65ZM116 249H117V248H116ZM120 249H121V247H120ZM124 249H126V248H124ZM156 249H158V248H156ZM176 249H177V248H176ZM182 249H183V248H182ZM182 249H181V251H182ZM215 249H216V248H215ZM217 249H218V248H217ZM233 249H234V248H233ZM255 249H256V248H255ZM10 250L12 251L13 249H10ZM32 250H33V248H32ZM43 250H44V249H43ZM45 250L47 251V249H45ZM59 250H60V249H59ZM73 250H75V249H73ZM81 250H83L82 247H81ZM89 250H91V249H89ZM92 250H93V248H92ZM96 250H97V249H96ZM104 250H103V251H104ZM140 250H141V249H140ZM144 250H145V249H144ZM148 250H149V249H148ZM158 250H159V249H158ZM186 250H187V249H186ZM196 250H198V249H196ZM199 250H202L201 247H200ZM204 250H205V249H203V252H204ZM236 250H237V249H236ZM236 250H235V251H236ZM0 251H1V250H0ZM3 251H4V248H3ZM11 251H9V253H10ZM22 251H23V250H22ZM22 251H21V252H22ZM30 251H31V249H30ZM30 251L28 250V252H30ZM38 251H37V252H38ZM76 251H77V250H76ZM84 251H85V250H84ZM84 251H82V252H84ZM93 251H94V250H93ZM100 251H101V250H100ZM121 251H123V250L121 249ZM160 251H161V250H160ZM160 251H159V252H160ZM178 251H180V250H178ZM188 251H189V249L187 250V252H188ZM207 251H208V250H207ZM213 251H214V250H213ZM219 251H220V250H219ZM233 251H234V250H233ZM240 251H241V250H240ZM240 251H239V252H240ZM13 252H14V251H13ZM13 252H12V253H13ZM15 252H16V251H15ZM15 252H14V253H15ZM24 252H27V251L25 250ZM24 252H23V255H24ZM33 252H35V250H34ZM42 252H43V251H42ZM55 252H57V251H55ZM55 252H54V253H55ZM58 252H59V251H58ZM70 252H71V250H70ZM70 252L68 251V253H70ZM73 252H74V251H73ZM105 252H106V251H105ZM111 252H112V251H111ZM113 252H115V251H113ZM113 252H112V253H113ZM150 252H151V251H150ZM175 252H176V251H175ZM217 252H218V251H215V253H217ZM228 252H229V251H228ZM246 252H247V250L245 251V254H246ZM261 252H262V250H261ZM261 252H256V253H257V255L260 254V256H261V255H262ZM5 253H6V252H5ZM43 253H44V252H43ZM47 253H48V252H47ZM50 253H51V252H50ZM50 253H48V254H50ZM85 253H86V252H85ZM101 253H103V252H101ZM134 253H135V251H134ZM139 253H140V252H139ZM157 253H158V251H157ZM157 253H156V254H157ZM164 253H165V252H164ZM166 253H167V252H166ZM183 253H185V250H184ZM189 253H190V252H189ZM194 253H195V252H194ZM199 253H200V252H199ZM210 253H211V252H210ZM210 253H209V254H210ZM212 253H213V252H212ZM218 253H219V252H218ZM218 253H217V254H218ZM243 253H244V252H243ZM10 254H11V253H10ZM20 254H21V253H20ZM28 254H31V253H28ZM45 254H46V253H45ZM55 254H56V253H55ZM61 254H62V253H61ZM77 254H78V253H77ZM77 254H76V252H75V255H77ZM90 254H91V252H90ZM113 254H114V253H113ZM142 254H143V253H142ZM142 254H140V255H142ZM153 254H155V253H153ZM153 254H152V255H153ZM159 254H160V253H159ZM159 254H158L157 256H159ZM167 254H168V253H167ZM174 254H175V253H174ZM202 254H204V253H202ZM209 254H208V255H209ZM240 254H241V253H240ZM4 255H5V254H4ZM16 255H18V254H16ZM58 255H59V253H58ZM72 255H73V254H72ZM109 255H110V254H109ZM115 255H116V253H115ZM120 255H121V254H120ZM133 255H134V254H133ZM140 255H139V256H140ZM165 255H166V254H165ZM182 255H183V254H182ZM190 255H192V254H190ZM210 255H211L212 257H213V255L215 256V254H210ZM228 255H229V254H228ZM235 255H236V253H235ZM241 255H242V254H241ZM1 256H2V255H1ZM1 256H0V257H1ZM7 256H9V255H8V252H7ZM14 256H15V254L12 255V256L10 255V257H14ZM20 256H21V255H20ZM45 256H47V255H45ZM50 256H51V255H50ZM52 256H53L52 258H55L53 254H52ZM91 256H92V255H91ZM91 256H89V257L91 258ZM99 256H101V254H100ZM150 256H151V255H150ZM170 256H171V255H170ZM183 256H184V255H183ZM192 256H194V255H192ZM195 256H196V255H195ZM211 256H210V257H211ZM220 256H222L221 253H220ZM239 256H240V255H239ZM262 256H263V255H262ZM4 257H5V256H4ZM15 257H16V256H15ZM18 257H19V256H17L16 258H18ZM23 257H24V256H23ZM25 257H27V256H25ZM25 257H24V258H25ZM58 257H59V256H58ZM80 257H81V256H80ZM89 257H88V259H89ZM101 257H102V256H101ZM104 257H105V256H104ZM106 257H107V256H106ZM106 257H105V258H106ZM123 257H124V256H123ZM126 257H128V256H126ZM166 257H168V256L166 255ZM171 257H173V258L176 257V259H178V258H180V257L183 258L181 255H174V256H171ZM186 257H187V256H186ZM186 257H185V258H186ZM198 257H199V256H198ZM205 257H206V256H205ZM210 257H209V258H210ZM224 257H225V256H224ZM242 257H243V256H242ZM19 258H20V257H19ZM24 258H22V259H24ZM27 258H28V257H27ZM27 258H26V259H27ZM56 258H57V257H56ZM56 258H55V259H56ZM59 258H62V257H59ZM95 258H96V256H95ZM98 258H100V257H98ZM115 258H116V257H115ZM124 258H125V257H124ZM142 258H143V257H141L140 259L142 260ZM146 258H148V257H145V260H146ZM181 258H180V259H181ZM185 258H184V259H185ZM199 258H200V257H199ZM226 258H227V257H226ZM239 258H240V257H239ZM3 259H4V258H3ZM6 259H7V258H6ZM6 259H4V260L6 261ZM26 259H25V260H26ZM57 259H58V258H57ZM62 259H63V258H62ZM62 259H61V261H62ZM65 259H66V257H65ZM67 259H68V258H67ZM67 259H66V261H67ZM128 259H129V258H128ZM193 259H194V257H193ZM193 259H192V260H193ZM222 259H224V258L222 257ZM227 259H228V258H227ZM254 259H255V258H254ZM4 260H3V261H4ZM8 260H9V258H8ZM12 260L14 261V259H12ZM27 260H28V259H27ZM27 260H26V262H27ZM52 260H53V259H52ZM75 260H76V259H75ZM75 260H73V261H75ZM83 260H84V259H83ZM85 260H86V259H85ZM92 260H94V262H96L95 259L92 258ZM100 260H102V259H100ZM108 260H109V259H108ZM117 260L119 261L120 259H117ZM131 260H133V258H131ZM143 260H144V259H143ZM145 260H144V262H145ZM152 260H153V258H152ZM197 260H199V259H197ZM215 260H216V259H215ZM229 260H230V259H229ZM240 260H241V259H240ZM0 261H1V260H0ZM5 261H4V262H5ZM13 261H12V262H13ZM18 261H19V260H18ZM18 261H16V262H18ZM22 261H24V260H22ZM22 261L20 260V262H21L20 264H22ZM29 261H30V260H28V262H27L28 264H29ZM61 261H60V263H62ZM102 261H103V260H102ZM102 261H101V262H102ZM104 261H105V260H104ZM104 261H103V262H104ZM122 261H123V260H122ZM126 261H127V260H126ZM128 261H129V260H128ZM153 261H154V260H153ZM153 261H152V262H153ZM155 261H156L157 264H170L171 259H170V257L165 258V256H162V257H160V258H156ZM179 261H180V260H179ZM185 261H186V260H185ZM194 261H195V259H194ZM202 261H203V260H202ZM241 261H242V260H241ZM9 262H11V261H9ZM16 262H14L13 264H15ZM47 262H48V261H47ZM57 262H58V261H57ZM63 262H65V260H64ZM70 262H72V261H70ZM79 262L81 263L82 260L79 261ZM92 262H93V261H92ZM98 262H99V260H98ZM105 262H107V261H105ZM105 262H104V263H105ZM109 262H110V261H109ZM115 262H116V261H115ZM120 262H121V260H120ZM147 262H148V260H147ZM183 262H184V260H183V261H180V264H184ZM192 262H193V261H192ZM208 262H209V261H208ZM222 262H223V261H222ZM229 262H231V260H230ZM243 262H244V261H243ZM1 263H2V262H1ZM31 263H32V262H31ZM54 263L56 264V262H54ZM67 263H68V261H67ZM72 263H73V262H72ZM75 263H76V262H75ZM77 263H78V262H77ZM87 263H88V262H87ZM90 263H91V262H90ZM99 263H100V262H99ZM104 263H103V264H104ZM125 263H127V262H124V264H125ZM128 263L130 264L131 261L128 262ZM128 263H127V264H128ZM132 263H133V262H132ZM148 263H150V262H148ZM156 263H155V264H156ZM202 263H203V262H202ZM234 263H235V261H234ZM237 263H238V262H237ZM244 263H245V262H244ZM244 263H243V264H244ZM2 264H3V263H2ZM9 264H10V263H9ZM52 264H53V262H52ZM62 264H63V263H62ZM78 264H79V263H78ZM82 264H83V263H82ZM85 264H86V263H85ZM108 264H109V263H108ZM117 264H118V263H117ZM120 264H122V262H121ZM142 264H143V263H142ZM144 264H147V263H144ZM176 264H178L177 261H176ZM198 264H199V263H198ZM214 264H215V263H214ZM218 264H219V263H218ZM239 264H240V262H239ZM241 264H242V262H241ZM247 264H248V262H247Z\"/></svg>", "mask_w": 264, "mask_h": 264}]
</instances>
